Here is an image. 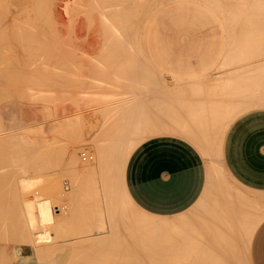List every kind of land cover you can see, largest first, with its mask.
Segmentation results:
<instances>
[{
    "label": "rangeland",
    "instance_id": "374dc122",
    "mask_svg": "<svg viewBox=\"0 0 264 264\" xmlns=\"http://www.w3.org/2000/svg\"><path fill=\"white\" fill-rule=\"evenodd\" d=\"M2 1V2H1ZM0 1V12H1V14H0V19L2 20V18H5V20L3 21H1L0 20V23H1V25L3 26H1L0 25V27H1V31L3 32H1L0 31V45H1V43L3 44V45H6V46H4V47H2L3 45H1L0 47V59H1V61H0V63L2 62H4V64H6V62L8 61V63L10 64H12L13 62V64L11 65H9V64H7L8 66H9V68H13L14 69V73H13V76H14V74H16L14 77L17 79V77L19 78V79H14L13 77H11L12 76V72H13V69H12V71H11V69H8V67H7V65H5L4 67L6 68H4V70H9L10 72H11V75H10V72H6L5 74H4V76H2V70L1 69H3V64L1 63L0 64V66H2V68L0 69L1 71H0V88H2V89H0V93H2L0 96L2 97V98H0V140H3V142L2 141H0V161H1V159H2V157L4 158L3 160H2V165L0 164V166H2L3 167V165H4V167L2 168V167H0L1 168V170H0V172H1V176H0V188H2L1 190H0V198H2V199H0V208H1V210H0V215H1V213H2V215L0 216V219H2V224H3V222L6 220V225H8V221H10L11 220V224H9L8 225V228H7V226H6V229H7V231L10 233L11 232V234L12 235H14V239L15 240H13V239H11V243H10V241H8L7 243L9 244V249H10V252L9 253H7L8 255H9V257H10V259L15 255L14 254V251H15V249H18L17 250V252H18V256H21V257H23V258H26L31 264H41V263H46L45 261H43L45 258H47L46 259V261H48V262H50V263H47V264H53V263H51V260L52 259H54V258H51L52 256L53 257H55V258H57V256H58V258H59V256H62V255H60L59 254V252L62 250L61 248H62V246H60V245H63V243H67V241H70V240H73L72 238H74V235L75 234H77V233H79V232H83V233H88V232H91V230H92V232L90 233V234H94V232L96 231L95 229L96 228H94V230H93V228L91 229L90 227H88L87 226V221H89V223L91 224V227H93V226H95L96 227V225H93L92 226V222H95V224H96V221L94 220H91V219H93V217H95L92 213H93V211H92V207L94 206V202H92V196L93 195H91L90 193H91V191H92V188L95 190V188H94V186H96V189L99 191V189H100V191L101 192H103L102 191V189H101V187H102V185H103V187H104V185L105 184H101L102 182L103 183H105L106 182V178H107V176L109 175L108 174V172H106L105 173V168L104 169H102V168H100V170L102 169L103 171H104V173H101L102 175H100V173L98 174V172L100 171L98 168H97V170L95 169L94 171H93V169H92V171H93V173H95V174H91L92 172H91V170H90V172L88 173V170L89 169H91V168H89L88 167V165H86V167H85V161L84 160H82L81 159V156H80V152H82V151H84V149H86V152L88 151L87 149L88 148H90L89 149V151L88 152H92V154L93 153H95L94 151V149H95V145H96V143H98L97 141H99L100 142V139H102V138H106L105 139V141H107V139L109 138V135L111 134V133H103L104 131H105V128L106 129H109V128H112V127H114L113 125L110 127L107 123H110V122H113V121H115V120H113V117H114V114H115V110H114V107H113V109H111V105L112 106H115L114 104H119V102L122 100V101H124V100H129L130 98H132V99H130V100H134L135 99V101L136 102H139V100H141L138 104H139V106H147V104H148V101H150L152 98V95H155V92L154 93H152V91H154V89H149V85L148 84H146L147 82H148V79L146 78V77H143V76H148V77H150V74L149 73H152V71H153V73H152V75L154 74V78L153 77H150V79L152 78V79H158V77H159V81L160 82H162V83H164L165 82V84H166V81H167V84L166 85H168V88L170 87V89H168V92L170 93V95H172V92L173 91H175L176 90V92H173L174 94H176V98L178 99H180V101H182V100H185V98L187 97V98H189L190 96H188V94H187V92L189 93V88H191V90H192V88L194 87H196V85H197V87H198V85H199V87H202L203 89H206V90H208V89H211V91L213 92V94H212V96L211 95H205L204 94V97H200L199 99H198V97L199 96H197V95H195V97H197V98H193L192 97V99L191 100H194V101H196V100H201L202 102L204 101V103L205 104H207V105H210L211 104V102H213V100L214 101H221V102H226V96L228 95V93L227 92H221V88L222 87H224V86H226V87H228V85H229V87H244L246 84H245V82L247 83V81H249V80H247V79H249L250 78V75H257V74H261V76H260V79L258 78V79H256V80H258V81H260V85H261V87H260V85H256L255 87L254 86H252V87H250L249 88V90L247 91V92H245V94L241 97V96H234V97H232L231 96V98H229L230 100H228V101H232V102H234V103H238V104H240V102L242 103V106H243V102L245 101V105H246V102L248 103V107H250L249 105V101H250V103H255L254 105H252L251 104V107H258L260 104V102L258 103V101H257V103L256 102H254V100L256 99H260V97L258 98L257 96L258 95H260V93H261V91H260V88H261V90H263L264 89V76H263V74H264V21H262L263 19H264V13H263V15H260L259 14V16H257V19H256V17H255V19H256V21H253V23L255 24V26H257V30H250V29H247V30H245L246 31V33H245V31H244V27L246 26V25H248V24H250V21L248 20V19H246V17H244V16H242L241 15V21H240V19H238V17L240 16H234L235 15V11H234V9L236 8H233V10H231V8L233 7V6H231V4H230V6H231V8L230 7H228V6H224V5H222V7L221 8H219V6H214V5H209L208 3V1L207 0H168V1H166L167 3H171L172 2V12H171V14L168 16V17H163V19L161 18V19H159V21H156V20H150V21H148L149 20V18L145 21V22H143V24H141V26H140V28L138 27V37L135 35V37H133L132 38V41H133V43H136V41L138 42V40H139V46L137 45V44H133L132 42H131V45H132V47L131 46H128L129 47V49L130 50H128V47H121V46H119V44L117 43V45H116V43L113 41V44H111V40H112V31H111V27H109V26H107L106 25V22H105V25H103V23H102V19L99 17L100 15L98 14L99 12H98V9L99 8H96L98 5H100V3H102L103 1L102 0H96L97 1V4H96V1L95 0H79V1H76V0H67V2L65 3L64 2V0H61V3H60V0H26V2L27 3H31L30 5H32L30 8H32V9H30V10H32V12H30V10H26L27 11V13H26V16H25V14L24 13H22V16H21V12H23V10H21V12H20V14H19V16L21 17V19L19 18V16H18V14L16 15V19H13V21L11 20H8V19H10V15H9V13H7V15H6V11H10V10H14V8L16 7V3H15V5L13 6V0H1ZM16 1V0H15ZM20 1H22V0H20ZM19 1V2H20ZM25 1V0H24ZM32 1V2H31ZM36 1V2H35ZM41 2V5L44 7L46 4V6H47V9H48V16L49 17H47V14H45V16L46 17H44V12H41L43 9H42V6H40V4L38 3V2ZM46 1V2H45ZM63 1V2H62ZM69 1V2H68ZM75 1V2H74ZM81 1H84L83 3L84 4H82L81 3ZM88 1V2H87ZM95 3H94V2ZM210 1H212V0H210ZM249 1V0H248ZM8 2H10V3H8ZM18 2V3H19ZM51 2V3H50ZM53 2H56L55 4L53 3ZM58 2V3H57ZM80 3L79 5H78V3ZM87 2V3H86ZM100 2V3H99ZM165 2V3H166ZM208 2V3H207ZM251 2V0L249 1V3ZM34 3V4H33ZM39 5H38V4ZM43 3L45 4V5H43ZM48 3H49V5L51 4H53L52 5V8H51V5H50V7L48 6ZM67 3H68V5H67ZM71 3V4H70ZM73 3V4H72ZM76 3V4H75ZM89 3V4H88ZM164 3V4H165ZM20 4V3H19ZM19 4H17V6H19ZM57 4L59 5V6H57ZM82 4V5H81ZM87 4V5H86ZM250 4H252V2L250 3ZM7 6V8L5 9V7ZM30 5H27V7H28V9H29V6ZM34 5V6H33ZM37 5H38V7H37ZM71 5V6H70ZM76 5V6H75ZM86 7H85V6ZM160 5L162 6L163 4H159L158 6L156 5L155 7H154V11L158 8V7H160ZM247 5H249V4H247ZM45 6V7H46ZM62 6H63V9L64 10H62ZM68 6H69V8H68ZM79 6H83V7H85V8H83L82 7V9L84 10H87V11H89V12H91L90 14H91V17H90V14H89V12H87V11H85L86 13L84 14V12H83V10H81L80 8L81 7H79ZM87 6L91 9H86L87 8ZM236 6V5H235ZM2 7V8H1ZM4 7V8H3ZM19 7H23V6H19ZM34 7V8H33ZM41 7V8H40ZM45 7H44V9H45ZM54 7V8H53ZM67 8V10L68 9H70L69 11H67L66 10V8ZM73 7V8H72ZM78 7V8H77ZM93 7H95L97 10H95V8H93ZM41 10H40V9ZM58 8V9H57ZM76 8V9H75ZM227 8V9H226ZM229 8V9H228ZM10 9V10H9ZM26 9V7L24 8V10ZM46 9V10H47ZM49 9H51L50 10V15H49ZM71 9H73V10H71ZM75 9V10H74ZM6 10V11H5ZM12 10V11H13ZM36 10V11H35ZM45 10V11H46ZM57 10V11H56ZM222 10H224L223 12H222ZM228 10H230V12H228ZM4 11V12H3ZM20 11V10H19ZM44 11V10H43ZM93 11H94V14H93ZM95 11H97V12H95ZM31 14H30V13ZM37 14H36V13ZM54 12V13H53ZM57 12H58V17H60V18H57ZM66 12H68L67 13V15H66ZM75 12V13H74ZM80 12V13H79ZM228 12V13H227ZM11 13V12H10ZM30 15H29V14ZM42 13V14H41ZM46 13V12H45ZM53 13V14H52ZM72 13V14H71ZM96 13H97V15H96ZM152 13H153V11H152ZM152 13H151V15H152ZM219 13H221V14H219ZM35 14H36V16L37 17H35ZM41 16V17H43L42 19H41V17H39V15ZM52 14V15H51ZM68 14L71 16H73V14H75L73 17H72V19H70V21H69V17L70 16H68ZM214 14H219V15H231L232 14V17L234 16V18H229V16H225L224 17V19L225 20H220V19H218L216 16H214ZM28 15H29V17H28ZM43 15V16H42ZM56 16V18H54L55 16ZM61 15V16H60ZM85 15V16H84ZM92 15L93 16H96V17H94L93 19H92ZM237 15V14H236ZM257 15H258V13H257ZM4 16V17H3ZM32 16H34L33 18H32ZM55 19V20H61V22L59 21L58 23H55V22H57V21H54V20H52V17ZM87 16H89V17H87ZM260 16H262L261 17V19H260ZM23 17H24V20H23ZM26 17H27V19H26ZM32 18V21H31V19H29V18ZM50 17H51V20H52V24L54 25V24H56V25H54V26H52V24L51 25H49L48 27H49V30L52 28V29H54L53 31H52V33H50L51 31H49L48 30V27L46 26V24L47 23H50V21H49V19H50ZM97 17L99 18V19H97ZM231 17V16H230ZM37 18H40L39 20L37 19ZM46 18V19H45ZM49 18V19H48ZM84 18V19H83ZM87 18V19H86ZM90 18V19H89ZM236 18H237V20H236ZM240 18V17H239ZM19 19L21 20V21H19ZM33 19H37L36 21H34ZM92 19V20H91ZM95 19H96V21H95ZM100 19L102 20V21H100ZM234 19H235V21H234ZM28 20V21H27ZM79 20H81V22L79 21ZM239 20V21H238ZM19 22V24H21V25H19V24H17V26H19V29H20V27L21 28H23V26H24V28H23V30H24V32H23V30L22 31H16L17 30V26L16 27H14L13 28V26H14V24H11V22L12 23H15V22ZM23 21V22H22ZM25 21V22H24ZM30 21V22H29ZM35 22L36 24H35V26H31V24H33V23H31V22ZM39 21H41V22H39ZM82 21H84V23L82 22ZM88 21V22H87ZM94 21V22H93ZM102 23V24H100V22ZM111 21V20H110ZM221 21V22H220ZM260 21V22H259ZM38 22H39V24H38ZM44 22V23H43ZM46 22V23H45ZM70 22V23H69ZM91 22V23H90ZM93 22V23H92ZM99 22V23H98ZM104 22V21H103ZM112 22H114V23H116L117 25L118 24H120V23H118V21L115 19V20H113L112 19ZM239 22V23H238ZM23 23H26V24H24L23 25ZM27 23H31L30 25L29 24H27ZM61 23V24H60ZM72 23V24H71ZM74 23V24H73ZM80 23H82V24H80ZM96 23V24H95ZM239 24L238 26H236L238 29H236L235 28V25L236 24ZM259 23V24H258ZM40 26V29H38L39 27H38V25ZM42 24L44 25V26H42ZM58 24V25H57ZM26 25V26H25ZM31 26L30 28H29V26ZM48 25V24H47ZM82 25V26H81ZM90 25V26H89ZM99 25V26H98ZM101 25H103V26H101ZM9 26V27H8ZM28 26V27H27ZM52 26V27H51ZM71 26V27H70ZM76 26V27H75ZM79 26V27H78ZM81 26V27H80ZM95 26V27H94ZM108 27V29L106 28V27ZM242 26V27H241ZM244 26V27H243ZM25 27H27L28 28V30L25 28ZM47 29H46V28ZM51 27V28H50ZM70 27V28H69ZM91 27V28H90ZM101 27H103V29H101ZM105 27V28H104ZM142 27V28H141ZM36 28H37V30H36ZM41 28H44L45 30H43L44 31V33L45 32H47V33H45V35H46V37H45V35L43 34V31L41 30ZM58 28V29H57ZM78 28H81V30H79L78 31ZM13 29V30H12ZM35 29V30H34ZM51 29V30H52ZM96 29H97V31H96ZM104 29H107V31L106 30H104ZM243 29V30H242ZM5 30V31H4ZM10 30V31H9ZM34 30V31H33ZM40 30L42 31V32H40ZM47 30V31H46ZM77 30V31H76ZM86 30V31H85ZM103 31V33L105 32V33H107L108 31V33L105 35V33L103 34L102 33V31ZM236 30H238V31H236ZM249 30V31H248ZM32 31V32H31ZM38 31V32H37ZM48 31H49V33H48ZM94 31V32H93ZM240 31V32H239ZM252 31H254V32H252ZM256 31V32H255ZM6 32V33H5ZM15 32H17V33H15ZM25 32H27V33H25ZM36 32V33H35ZM54 32H55V35L53 36V34H54ZM98 34H97V33ZM2 33V34H1ZM15 33V34H14ZM29 33V34H28ZM78 33V34H77ZM85 33V34H84ZM96 33V34H95ZM100 33V34H99ZM238 33V34H237ZM244 33L247 35V34H257V35H259V33L260 34H262L263 36H260V37H258V36H256L255 37V40H257V39H261V42L260 43H258V41L256 42V43H252V44H250L249 45V42L250 41H248V45H244L240 40H242V36H241V34H243L244 35ZM5 34V35H4ZM16 34H18V35H16ZM22 34V35H21ZM29 36H27V35ZM31 34V35H30ZM36 34V35H35ZM48 34V35H47ZM74 34V35H73ZM93 34H95V35H93ZM108 34H109V36H108ZM111 34V35H110ZM234 34V35H233ZM7 35V36H6ZM12 35V36H11ZM27 36L26 38H25V36ZM33 35V36H32ZM59 35V36H58ZM75 35H77L78 37H75ZM85 36V38H83L84 36ZM92 35V37H90ZM104 35L106 36V37H104ZM239 35H240V37H239ZM18 36V37H17ZM22 36V37H21ZM34 36H35V38H34ZM51 36V37H50ZM65 36V37H64ZM79 36L81 37V39L79 38ZM83 36V37H82ZM234 36V37H233ZM3 37V40L1 39ZM6 37H8V38H6ZM20 37V38H19ZM26 39H24V38ZM39 39H37V38ZM48 37H50L49 39L50 40H52V41H50L49 39H47ZM53 37V38H52ZM56 37V39H54ZM66 37H67V39H66ZM73 37H75L74 39H73ZM108 37H110V39L108 38ZM236 37H237V39H236ZM18 38V39H17ZM31 38L33 39V41L31 40ZM47 40H46V39ZM69 38H71L70 40H69ZM78 38V39H77ZM88 38V39H87ZM106 38V39H105ZM137 38V39H136ZM8 39V40H7ZM10 39H11V41H10ZM13 39V40H12ZM22 39H24L25 41V44H24V42H23V40ZM96 39V40H95ZM103 39V40H102ZM134 39H136V41L134 40ZM1 40H2V42H1ZM5 40V41H4ZM22 41V42H20V43H23L22 44V46L23 45H25V47L23 46V48L21 47V45H20V43H19V41ZM41 40V42H39ZM44 40V41H43ZM55 40V41H54ZM81 40V41H80ZM86 40V41H85ZM93 40V42H92V46H93V48H91V49H88L89 47L87 46L88 44H87V42L89 41H92ZM95 40V41H94ZM98 40V41H97ZM106 40L108 41V42H106ZM248 40V39H247ZM16 41H18V42H16ZM29 41H32V42H29ZM48 41H50V42H48ZM68 42V43H64V42ZM100 41H102V42H100ZM105 43H104V42ZM11 42V43H10ZM27 42V43H26ZM28 42H29V44L30 45H27L28 44ZM35 42V44H32V43H34ZM48 42V43H47ZM88 42V43H89ZM96 42V43H95ZM99 42V43H98ZM40 43V44H39ZM42 43H44V47H45V45L47 46V48L45 47H43V44ZM49 43H50V46H52V47H54L55 49H53V48H51L50 46H48L49 45ZM94 43H95V45H94ZM98 43V44H97ZM109 43V44H108ZM232 43H233V45H232ZM234 43H235V46H234ZM7 44H9V45H7ZM69 44V45H68ZM77 44H78V46H77ZM81 44V45H80ZM87 44V45H86ZM260 44V45H259ZM28 47H27V46ZM31 45H34V46H32V48H31ZM36 45V46H35ZM38 45V46H37ZM42 45V46H41ZM57 47H56V46ZM64 45V46H63ZM104 45V47H102ZM108 45V46H107ZM11 46V47H10ZM29 46H30V49H29ZM62 46V47H61ZM66 46V47H65ZM100 46V48L101 49H98V47ZM113 46V47H112ZM133 46H134V48H133ZM233 46V47H232ZM247 46V47H246ZM27 47V48H26ZM48 47H49V50H48ZM64 47H65V49H64ZM78 47V48H77ZM117 47V48H116ZM138 47V48H137ZM240 47V48H239ZM15 50H14V49ZM21 48L24 50V48H26V49H28V50H26L25 49V51H23V50H21ZM60 48V49H59ZM66 48H68V49H66ZM87 48V49H86ZM141 48V49H140ZM37 49H39L40 51L43 49V53L44 54H41L40 53V51L39 50H36ZM46 49V50H45ZM51 49V50H50ZM53 49V50H52ZM77 49H81V50H77ZM93 49H94V51H93ZM140 50V51H138V52H136V50ZM234 49V50H233ZM239 49V50H238ZM8 50L10 51V53L8 52ZM32 50H34V51H32ZM49 52H48V51ZM59 50V51H58ZM60 50H63V52H61ZM69 50V51H68ZM90 50V52L88 53V51ZM92 50V51H91ZM100 52H99V51ZM117 50H119V51H117ZM187 50L188 51H193V52H195V53H190V52H187ZM3 51V52H2ZM17 51V52H16ZM39 51V53H37ZM56 51V52H55ZM64 51L66 52V53H64ZM80 51H83V52H81L80 53ZM103 51V52H102ZM124 51V52H123ZM180 51H183V52H181L180 53ZM232 51V52H231ZM8 53V56H3V54L5 53V55H7V53ZM21 52H23V53H21ZM34 52V53H33ZM42 52V51H41ZM51 52H54V53H51ZM60 53V54H58V53ZM69 52H72V53H69ZM73 52H75V54L73 55ZM127 52H128V54H127ZM139 52H141V54L139 53ZM12 53H13V57H14V59H16L17 57L19 58V56L21 57H23L26 53H28V55H29V53H30V55L28 56L27 54V58H28V60L30 59H32L33 61H27L26 60V57H23V58H21V62H19L20 63V66L18 65L19 63H17L16 62V60H14V59H12V58H10L11 56H12ZM21 55H20V54ZM38 55H37V54ZM48 53H49V57H47L48 56ZM50 53L52 54V56L50 55ZM83 53V55L82 56H84V57H80L81 55L80 54H82ZM96 53V54H95ZM99 53V54H98ZM110 53V54H109ZM14 54H16V55H14ZM19 54V55H18ZM47 54V55H46ZM87 54H88V57H89V55H90V57L88 58L87 57ZM127 54V55H126ZM129 54H131V55H129ZM180 54H184V58H182L183 59V62H182V66L181 67H179V68H176V67H178V66H175V63H174V57H176V56H178V55H180ZM11 55V56H10ZM40 55V56H39ZM43 55V56H42ZM58 55V56H57ZM62 55V56H61ZM135 57H134V56ZM140 55H142V56H140ZM3 56V57H2ZM10 56V57H9ZM33 56H35V57H33ZM36 56H38L37 58H36ZM46 56V57H45ZM59 56H60V61H57V59L59 60ZM63 56L65 57V58H63ZM74 56H76V57H74ZM105 56V57H104ZM119 56V57H118ZM129 56L130 57H132V58H129ZM232 56H234V57H232ZM31 57V58H30ZM43 57V58H42ZM47 58V59H45V58ZM80 59H79V58ZM87 58V60H86V58ZM144 59V61H143V59ZM257 57V58H256ZM7 58V59H6ZM10 58V59H9ZM41 58V59H40ZM48 58H50V59H48ZM68 58V59H67ZM73 59V61H72V59ZM90 58H92L93 60L91 61V59ZM158 58H162V60H163V62L162 61H158L159 59ZM230 58H235V59H238L239 58V60H241V62L239 61V63H238V60H236V61H226V59H229L230 60ZM7 60V61H3V60ZM10 60V62H9V60ZM11 59H12V61H11ZM38 60V63H37V60ZM44 59L45 60H47V61H44ZM55 61H54V60ZM63 59V61H61ZM83 59H84V61H83ZM101 59V60H100ZM123 59V60H122ZM136 61H135V60ZM158 59V60H157ZM165 59H167V61L165 60ZM14 60V61H13ZM20 60V59H19ZM53 60V61H52ZM65 60H66V62H65ZM130 60H131V62H130ZM225 60V61H224ZM249 60V61H248ZM18 61V60H17ZM22 61L23 62H25V63H28V62H30V63H28V64H25V67H23L22 66ZM44 61V62H43ZM52 61V62H51ZM80 63V64H82V65H80V64H78V62ZM81 61H82V63H81ZM90 63H89V62ZM128 61V62H127ZM136 62L137 63V68L139 67L138 66V64L141 66L142 64V66H144V67H140V69L142 70V76H139V78L138 77H134L135 78V80L132 78V76L131 75H129L131 72H133L134 70H135V68H136V63H134L133 65L135 66V67H133V65H132V63L133 62ZM245 61V62H244ZM60 62V63H59ZM65 62V63H64ZM71 62V63H70ZM76 62H77V64H76ZM100 62H102V63H100ZM142 62V63H141ZM227 62V63H226ZM17 64V65H15L14 67H13V65L14 64ZM38 64L39 66L38 67H35V66H37V65H33V64ZM48 65H47V64ZM50 63V64H49ZM87 65H86V64ZM92 63H94L93 65H92ZM104 63V64H103ZM147 63V64H146ZM260 63V65L258 66V64ZM41 64V65H40ZM43 64V65H42ZM56 64H59V65H57L58 66V69H57V67H56ZM70 64H72V65H70ZM77 66H76V65ZM99 64V65H98ZM104 65V70H103V65ZM115 64V65H114ZM125 64V65H124ZM26 65H28V66H26ZM33 65V66H32ZM44 65H46V67H44ZM95 65H96V67H95ZM127 65H129L130 66V69H129V66H127ZM147 67H149V69H150V71H149V69H147V68H145L146 66ZM241 65L244 67V66H248V67H244V68H241V70L239 69V67H241ZM17 66H19V67H23V69H22V71H21V69L18 67V69H20L19 70V72H17L16 71V69H15V67H17ZM44 68H43V67ZM62 66V67H61ZM83 66H84V68H83ZM89 66H91L90 68H89ZM101 66V67H100ZM132 66V67H131ZM254 66V68H252L251 69V67H253ZM33 69H32V68ZM39 67H41V68H39ZM49 67V68H48ZM56 67V68H55ZM73 67H74V69H73ZM82 67V68H81ZM188 67H190V68H188ZM249 67H250V69H249ZM259 67V68H258ZM38 70H37V69ZM43 68V69H42ZM52 68V69H51ZM62 68V69H61ZM120 68V69H119ZM246 68L247 69H249V70H247L246 71ZM17 69V70H18ZM29 69V70H28ZM36 69V70H35ZM48 71H47V70ZM54 69V70H53ZM78 69V70H77ZM87 69V70H86ZM92 69V70H91ZM93 69H94V71H93ZM107 69H109V71H111V72H109ZM131 69H133V70H131ZM147 69V70H146ZM238 69V70H237ZM245 69V70H244ZM258 69V70H257ZM262 69V70H261ZM4 70H3V73H4ZM28 72H27V71ZM31 70V71H30ZM33 70V71H32ZM43 70H46V71H43ZM50 70H53V71H50ZM56 70L58 71V72H56ZM61 70V71H60ZM82 70V71H81ZM84 70H85V72H84ZM91 71V72H89V71ZM237 70V71H236ZM17 73H19V74H17ZM21 71V72H20ZM25 71V72H24ZM41 71V72H40ZM87 71V72H86ZM93 71V72H92ZM102 71V72H101ZM112 71H113V73H112ZM117 71V72H116ZM131 71V72H130ZM149 71V72H148ZM236 71V72H235ZM24 74H23V73ZM38 72V73H37ZM45 72V73H44ZM50 72V73H49ZM79 72V73H78ZM115 72H116V74H115ZM140 72V71H139ZM234 72H235V74H234ZM238 72V73H237ZM258 72V73H257ZM260 72V73H259ZM10 75V77H9V81H8V79L6 78V75H8V74ZM21 73L23 74V76H24V78H23V76H21ZM25 73H26V76H25ZM32 73H34V74H32ZM41 73V74H40ZM49 73V74H48ZM57 73V74H56ZM59 73H61L60 75H58ZM63 73H64V75H63ZM66 73V74H65ZM86 74V75H84V74ZM87 73H89L88 75H87ZM91 73V74H90ZM105 75H104V74ZM120 73V74H119ZM126 73H129V74H127L126 75ZM149 74V75H147V74ZM232 75H231V74ZM246 73H247V75H246ZM248 73H250V74H248ZM263 73V74H262ZM37 74V75H36ZM54 74V75H53ZM68 74V75H67ZM72 74V75H71ZM80 74V75H79ZM119 74V75H118ZM126 75L127 76V81H125V77L123 76V75ZM143 74H145V75H143ZM228 74V75H227ZM237 74H239V75H237ZM246 76H245V75ZM19 75H20V77H19ZM47 75V76H46ZM58 75V76H57ZM82 75H83V77H82ZM111 75V76H110ZM119 76V77H117V79L115 78L116 76ZM237 75V77H235ZM30 78H29V77ZM35 76H37V77H35ZM39 76V77H38ZM43 76V77H42ZM49 76V77H48ZM53 77V76H55L54 78H51L50 79V77ZM65 76H66V78L68 77V79H66L65 78ZM70 76V77H69ZM72 76H74V77H72ZM85 76H89V77H85ZM106 76V77H105ZM109 76V77H108ZM4 77V78H3ZM21 77L23 78V79H21ZM27 77V78H26ZM34 77H35V79H34ZM94 78V80H93V78ZM102 77H104V78H102ZM130 77V78H129ZM141 77V78H140ZM163 77V78H162ZM226 77H231V78H226ZM246 77V78H245ZM259 77V76H258ZM13 78V79H12ZM77 78V79H76ZM82 78V79H81ZM85 78L86 79H88V80H91V81H85ZM101 78V83H99V79ZM109 78H111V79H109ZM115 78V79H114ZM137 78H138V80H137ZM3 79H4V81H3ZM33 81H32V80ZM38 81H37V80ZM53 79H55V80H53ZM65 79V80H64ZM98 79V80H97ZM106 79V80H105ZM131 79V81H129ZM145 79V80H144ZM167 79V80H166ZM229 79V80H228ZM243 79V80H242ZM262 79V80H261ZM21 81V83L19 84V81ZM26 80V81H25ZM28 80V81H27ZM43 80V81H42ZM69 80V81H68ZM72 80V81H71ZM111 80V81H110ZM119 80V81H118ZM122 80V81H121ZM140 80V81H139ZM226 80V81H225ZM240 80H241V82H240ZM17 81V82H16ZM22 81H24V83L25 82H27L28 84H29V86L27 85V83H23L22 84ZM32 83H31V82ZM51 81V82H50ZM59 81V82H58ZM76 81V82H75ZM94 81H96V82H94ZM143 81V82H142ZM199 81V82H198ZM238 81V82H237ZM261 81H263V83L261 82ZM10 82V83H9ZM56 82V83H55ZM64 82V83H63ZM68 82V83H67ZM103 82V83H102ZM109 82V83H108ZM169 82L171 83V84H169ZM173 82H174V84H173ZM201 82V83H200ZM220 82V83H219ZM232 82V83H231ZM234 82V83H233ZM10 84V86H13L12 85V83H15V85L14 86H16V87H12V89L10 88V86H8V85H6V84ZM19 85H18V84ZM47 83V84H46ZM95 83H97V84H95ZM143 83H145V84H143ZM162 83H159L160 84V86L161 85H165V84H162ZM200 83V84H199ZM219 83V84H218ZM224 83V84H223ZM32 84V86L30 87V85ZM52 84H54V86L52 85ZM67 84V85H66ZM79 84H81L80 86L81 87H79ZM92 84V85H91ZM100 84V85H99ZM121 84V85H120ZM132 84V85H131ZM144 86H143V85ZM182 84V85H181ZM203 84V85H202ZM228 84V85H227ZM37 85V86H36ZM49 85V86H48ZM63 85V86H62ZM90 85V86H89ZM93 85L95 86V87H93ZM125 85H126V87H125ZM129 86V88H128V86ZM141 85V86H140ZM173 85V86H172ZM5 86V88H3ZM29 87V88H34V89H37V91H39V88L41 89V87H43L41 90L42 91H40V92H38V94H36V95H34L35 93H37V91L36 90H34V89H32V91L34 90L35 91V93H33L30 89H28V88H25V87ZM34 86V87H33ZM47 86V87H46ZM53 88H52V87ZM97 86H99V89L102 91H100V90H98V87ZM100 86H101V88H100ZM111 86V87H110ZM113 86H114V89H113ZM122 86H123V88H122ZM141 88H140V87ZM153 86V85H152ZM152 86H151V88H152ZM182 86V87H181ZM188 86V87H187ZM8 87V88H7ZM20 87V88H19ZM36 87V88H35ZM38 87V88H37ZM67 87V88H66ZM90 87H92V89L90 88ZM118 87V88H117ZM121 87V88H120ZM132 87V88H131ZM136 87V88H135ZM181 87V88H180ZM13 88H15V90L13 89ZM58 88V89H57ZM69 88H70V90H69ZM88 88H90V89H88ZM95 88V89H94ZM105 88V89H104ZM125 88V89H124ZM131 88V89H130ZM138 88V89H137ZM172 88V89H171ZM256 88V89H255ZM6 89H8V90H6ZM10 89H11V92H10ZM20 89H22V90H20ZM25 89H27L26 91H24ZM54 89V90H53ZM80 89H83L82 91L80 90ZM86 89H87V91H86ZM96 89H97V93H96V95H95V93H94V91H96ZM121 89H124V90H128L127 92L125 91L124 92V95H123V90H121ZM146 89V90H145ZM147 89H149L150 91H151V93H146L145 91H149V90H147ZM178 89V90H177ZM182 89V90H181ZM259 89V90H258ZM14 90V92H15V94L12 92ZM20 90V91H19ZM44 90H47V91H44ZM48 90H51V91H49V92H51V93H49L48 92ZM94 90V91H93ZM117 90V91H116ZM142 91V93H141V91ZM145 90V91H144ZM190 90V93L192 92L193 93V91H191ZM205 90V91H206ZM2 91V92H1ZM4 91H7L6 92V94L4 93ZM19 91V92H18ZM22 91V92H21ZM46 92V93H44V92ZM53 91V92H52ZM84 91V92H83ZM91 91V92H90ZM98 91H99V93H102V94H99L98 93ZM114 91V92H113ZM132 91H134V92H132ZM139 91V92H138ZM251 91V92H250ZM28 92H29V94H28ZM33 94V96L35 97H33L32 95H31V93ZM42 92V93H41ZM82 92V93H81ZM105 92V93H104ZM109 92V93H108ZM110 92H111V94H110ZM130 92H132V94L130 93ZM180 92V93H179ZM260 92V93H259ZM12 93V94H11ZM26 93V94H25ZM41 93V94H40ZM68 93V94H67ZM80 93V95H78ZM88 93V94H87ZM91 93V94H90ZM115 95H114V94ZM120 93V94H119ZM178 93V94H177ZM184 93V94H183ZM187 95H186V94ZM9 94V95H8ZM25 94V95H24ZM40 94V95H39ZM43 94V95H42ZM46 94V95H45ZM84 94V95H83ZM93 94V95H92ZM121 94H122V96H121ZM126 94V95H125ZM133 94H135L137 97H139V98H137L135 95H133ZM152 94V95H151ZM179 94H183L184 95V97L182 96L181 98H180V95ZM255 94V95H254ZM20 95H22V96H20ZM58 95V96H57ZM75 95V96H74ZM86 95V96H85ZM90 95V96H89ZM99 95V96H98ZM111 95V96H110ZM151 95V96H150ZM27 96V97H26ZM29 96H31V97H29ZM55 96H57V97H55ZM107 96V97H106ZM130 96V97H129ZM141 96H143V98L141 97ZM148 96V97H147ZM186 96V97H185ZM209 96H210V98H209ZM217 96H219L220 98H218ZM221 96H222V98L223 99H221ZM261 96V95H260ZM24 97V98H23ZM38 97V98H37ZM54 97V98H53ZM59 97V98H58ZM77 97V98H76ZM116 97V98H115ZM124 97H125V99H124ZM134 97V98H133ZM215 97H217L216 99H214ZM41 98V99H40ZM61 98H62V100H61ZM91 98H93V99H91ZM97 98H98V101H97ZM136 98H137V100H136ZM145 98H148V99H145ZM159 98H161V96L159 97ZM191 98V97H190ZM189 98V99H190ZM205 98V99H204ZM209 98V99H208ZM254 98V99H253ZM5 99V100H4ZM27 99V100H26ZM29 99V100H28ZM35 101H34V100ZM40 99V101H38ZM46 99V100H45ZM65 99V100H64ZM69 99V100H68ZM71 99V100H70ZM90 99V100H89ZM108 99H110V100H108ZM120 99V100H119ZM144 99V100H143ZM212 99V100H211ZM228 99V98H227ZM236 99V100H235ZM56 100H58V101H56ZM99 100H102V101H99ZM108 100V101H107ZM255 100V101H256ZM31 101V102H30ZM45 101V102H44ZM92 101V102H91ZM94 101V102H93ZM169 101H171V100H169ZM210 101V102H209ZM227 101V102H228ZM28 102V103H27ZM98 104H97V103ZM117 102V103H116ZM142 102V103H141ZM183 102V101H182ZM208 102V103H207ZM102 103V104H101ZM146 104V105H145ZM257 104V105H256ZM259 104V105H258ZM42 105H45V107L44 106H42ZM106 105V106H105ZM109 105V107H107ZM241 105V104H240ZM42 106V107H41ZM105 107V108H104ZM259 107H261V106H259ZM47 108H48V110H47ZM99 108H100V110H99ZM106 111H105V110ZM94 110V111H93ZM48 111H49V114H48ZM99 111V112H98ZM114 111V112H113ZM80 112V113H79ZM95 112V113H94ZM107 113H108V115H107ZM46 115V116H45ZM71 115V116H70ZM76 115H78V116H76ZM49 116V117H48ZM71 118H70V117ZM78 117V118H76V117ZM81 118H80V117ZM61 117V118H60ZM107 117V118H106ZM69 118V119H68ZM75 118V119H74ZM109 118H110V120L111 121H108L109 120ZM112 118V119H111ZM74 121H73V120ZM204 119H206V117H204V118H202L201 120H204ZM49 120V121H48ZM65 120H66V124L64 123L65 122ZM96 122H95V121ZM113 120V121H112ZM210 121H211V118L209 119ZM46 121V122H45ZM64 121V122H63ZM71 121V122H70ZM73 121V122H72ZM92 121H94V122H92ZM106 121H107V123H106ZM209 121V122H210ZM76 122V123H75ZM105 124H104V123ZM73 123V124H72ZM92 123V124H91ZM100 123H102L101 124V126H100ZM60 126H59V125ZM104 124V125H103ZM218 124V123H217ZM58 125V126H57ZM91 125V126H90ZM202 124H200L199 126H201ZM220 126H218V128H216V129H219V127H222L223 129L226 127L225 125H221V124H219ZM100 126V127H99ZM225 126V127H224ZM19 127V128H18ZM59 127V128H58ZM92 127V128H91ZM214 127V126H213ZM9 128V129H8ZM11 128H12V130H11ZM22 128H23V130H22ZM101 128V129H100ZM2 129H4V130H2ZM53 129V130H52ZM103 129V130H102ZM6 130V131H5ZM55 130V131H54ZM57 130V131H56ZM97 130V131H96ZM102 130V131H101ZM112 130V129H111ZM2 131H4V132H2ZM9 131V132H8ZM15 131V132H14ZM24 131V132H23ZM27 131V132H26ZM100 131H101V133H100ZM106 131H108V130H106ZM7 132V133H6ZM11 132V133H10ZM19 132V133H18ZM29 132V133H28ZM2 133H4V134H2ZM8 134V135H6V134ZM12 133H17V134H12ZM11 134V135H10ZM19 134V135H18ZM22 134L24 135V136H22ZM35 134V135H34ZM103 135V136H100V135ZM11 136L12 138H8V136ZM13 135V136H12ZM18 135V136H17ZM20 135H21V137H20ZM97 135H99L98 136V140H97ZM157 135H162V134H160V133H155V134H151V132H146L145 134H143L141 137H143L142 139L143 140H146V139H148V138H151V137H154V136H157ZM179 135V134H178ZM223 135H224V133H223ZM4 136V137H3ZM9 136V137H10ZM15 136V137H14ZM39 136V137H38ZM42 136V137H41ZM49 136V137H48ZM1 137H2V139H1ZM5 137H6V139H7V141H6V139H5ZM18 137V138H17ZM32 137V138H31ZM45 137V138H44ZM15 138H17V139H15ZM23 138V139H22ZM31 138V139H30ZM183 138H185V139H187V140H189L205 157H206V159H207V167H208V173H207V181H206V188L205 189H207V191L209 192H207L208 193V195H209V198H207V200L205 201V207H203V210H202V213H204L205 211L206 212H208V210L210 209V205L211 206H213L214 205V202L216 201L215 199L218 197H222V196H220V194H219V196H218V194H217V192L219 193V192H223V190L226 188V187H228V190L229 189H231V187H232V185L234 184V182H233V180L227 175V173H226V171L224 170V167L222 166V164H221V162H220V160H219V158L217 157V156H214V158H211V156L209 155V153L207 152V149L204 147V144L202 143H200V142H196V141H194L193 139H191L190 137H183ZM9 139V140H8ZM14 141H13V140ZM19 139V140H18ZM36 139V140H35ZM38 139H39V141H38ZM50 141H49V140ZM52 139H54V140H56V141H54L53 143L55 144V145H53V143H51V141H52ZM12 140V141H11ZM41 140V141H40ZM43 140V141H42ZM44 140H48V141H44ZM142 140V141H143ZM10 141V142H9ZM17 141H19V142H17ZM20 141H22V142H20ZM25 141V142H24ZM36 141V142H35ZM141 141V142H142ZM24 142V143H23ZM35 142V143H34ZM42 142H43V144H42ZM47 142V143H46ZM57 142V143H56ZM5 143V146L3 145ZM12 143V144H11ZM14 143V144H13ZM16 143V144H15ZM18 143H19V145H22L23 144V146H26L25 148L28 150V154L27 155H25V157L27 158V160H26V158L24 157V155H21V154H19V156H16L15 157V155H18V154H16V153H14V151H12V152H10L11 151V148H12V150H14L17 146H18ZM45 143H46V145H45ZM49 143H50V148H49ZM219 143V142H218ZM217 143V144H218ZM35 144V145H34ZM48 144V145H47ZM210 144H212V142L210 141ZM6 145H8V146H6ZM13 145H14V147H13ZM29 145V146H28ZM32 145V146H31ZM45 145V146H44ZM73 147H72V146ZM79 145V146H78ZM213 145V144H212ZM220 145V143L218 144V146ZM38 146V147H37ZM42 146V147H41ZM52 146H55V147H52ZM67 146H68V149H67ZM207 146H209V144L207 143ZM28 147V148H27ZM43 148V149H41V148ZM82 147V148H81ZM88 147V148H87ZM31 148V149H30ZM52 148H53V150H52ZM76 148V149H75ZM78 148V149H77ZM5 149H6V151H5ZM10 149V150H9ZM39 149H41V150H39ZM45 149V150H44ZM67 149V150H66ZM91 149H92V151H91ZM44 150V151H43ZM46 150H49V152L48 151H46ZM50 150H52L53 151V155H51L50 153H52V151L50 152ZM58 151V154H60V156L57 154V151ZM64 150V151H63ZM3 151V152H2ZM7 151H9V152H7ZM36 153H39V155L38 154H36ZM54 151H56V152H54ZM74 151H75V153H74ZM43 152V153H42ZM7 153V154H6ZM43 155H42V154ZM63 153H65V155H63ZM69 153H71V154H69ZM75 154L76 155V153H77V155H76V159H75V161L76 162H72V163H74L73 164V166L70 164V155H72V154ZM11 154V155H10ZM14 154V155H13ZM30 154H32V155H30ZM33 154H34V156H33ZM45 154V155H44ZM49 154V155H48ZM56 154V155H55ZM4 155V156H3ZM41 155V156H40ZM51 155V156H50ZM57 155H58V157H57ZM69 155V156H68ZM94 156H95V154H93ZM9 156V157H8ZM13 156V157H12ZM32 156V157H31ZM37 156V158H35ZM47 156V157H46ZM65 156V157H64ZM79 156H80V158H79ZM94 156H93V159H94ZM19 158V160H17L18 158ZM22 157H24L25 158V160H23L24 158H22ZM40 157H41V159H42V157H43V159L42 160H40ZM51 159H50V158ZM53 157V158H52ZM72 157V156H71ZM7 158H9L10 159V161H9V159H7ZM15 158H16V160H15ZM31 158V159H30ZM36 159V161H35V159ZM59 158V159H58ZM67 158H68V160L69 161H67ZM210 158V159H209ZM8 161V162H5L6 160ZM21 159V160H20ZM37 159H39V160H37ZM54 159H56V161L54 160ZM78 159V160H77ZM215 159V160H214ZM13 160V161H12ZM47 160V161H46ZM53 160V161H52ZM60 160V161H59ZM4 161V162H3ZM20 161V164H19V166L17 165L18 164V162ZM23 161V162H22ZM24 161H30V163L29 162H25L24 163ZM43 161V162H42ZM45 161V162H44ZM52 162L51 163V165L49 166V162ZM67 161V162H66ZM13 162H14V165H12L13 164ZM16 162V163H15ZM41 162V163H40ZM47 162V163H46ZM59 162H61V163H59ZM65 162V163H64ZM78 162L81 164H79L78 165ZM1 163V162H0ZM9 163H11L10 165H8V166H12V168L14 169H12L11 167H8V166H6L7 164H9ZM40 163V164H39ZM47 164V166L45 165V164ZM84 165H83V164ZM88 163V162H87ZM86 163V164H87ZM25 164V165H24ZM27 164V165H26ZM36 164V165H35ZM55 164H56V166H55ZM58 164V165H57ZM69 164L71 165L70 167H69ZM23 165V167L21 168V166ZM32 165V166H31ZM43 165V166H42ZM65 165V166H64ZM76 165V166H75ZM83 165V166H82ZM14 166V167H13ZM17 166V167H16ZM42 166V167H41ZM45 166V167H44ZM79 166H82V167H84V168H82V167H78ZM6 167H8V169L6 168ZM27 167H31V168H27ZM37 167V168H36ZM39 167V168H38ZM47 167V168H46ZM76 167L78 168V170H77V172H76ZM18 168H20V169H18ZM27 168V169H26ZM42 168V169H41ZM46 168V169H45ZM51 168V169H50ZM63 168V169H62ZM69 168V169H68ZM72 168H74V169H72ZM86 168H89V169H86ZM6 169V170H5ZM9 169H11V172L9 173L8 171H10ZM19 170L18 172H17V170ZM33 169V170H32ZM40 169V170H39ZM64 169H65V172H66V169H67V172H66V174H65V172H62V170L64 171ZM71 169H72V171H71ZM36 170V171H35ZM85 170L87 171V173L85 172ZM4 171H6L7 172V174L4 172ZM12 171H14V172H12ZM34 171V172H33ZM54 171H55V173L57 174V176H58V178L60 179V183H62V184H60V185H62L61 187H64V186H70V187H73L75 184L74 183H76L77 182V184L75 185V187L77 188V189H75L74 188V191L77 193L78 191V195H79V198H77V196H76V204H77V212H78V210H79V212H78V216H77V222H78V218H80V220H79V222L80 223H76V221H74L69 227H66V229H64L63 231H58V230H56L54 227H53V224L52 223H50V222H45V221H42L41 220V222H40V217H39V214L37 213V209H38V205L36 206V204H38L34 199L35 198H37V197H35V195L33 194V191L34 190H36V191H38V197L39 198H41L42 197V199H44V198H46V197H48V198H46V199H48V200H50V202H51V204L53 205V206H56V204H57V206L59 207L60 206V204H62V202H61V199L59 198V197H52V195L48 192V191H46L45 190V187H46V184H47V182H48V178L50 179V177L52 178V176H50V175H52V173H53V176H54ZM82 171V172H81ZM102 171V172H103ZM30 172V173H29ZM38 172V173H37ZM51 172V173H50ZM63 173L62 175L60 174V173ZM215 172H217V173H215ZM17 173H18V175H17ZM43 173H45V174H42ZM69 173V174H68ZM70 173H71V175H70ZM79 173V174H78ZM3 174V175H2ZM5 174V175H4ZM13 174H16L17 176H15V175H13ZM25 176H24V175ZM31 174H33V175H31ZM35 174V175H34ZM38 174V175H37ZM55 174V175H56ZM78 174V175H77ZM84 174H87L88 176H86V175H84ZM90 174V175H89ZM103 174H107V175H103ZM11 175V176H10ZM19 175H21V176H19ZM26 175H28V177H26ZM30 175V176H29ZM71 177H70V176ZM82 177H81V176ZM92 175V176H91ZM7 178H6V177ZM56 176V177H57ZM80 176V177H79ZM91 176V177H90ZM103 176H105L106 178H105V180H103L102 179V177ZM8 177H10V178H8ZM18 177V178H17ZM31 177V178H30ZM55 177V176H54ZM74 177H75V179H74ZM88 177V178H87ZM93 177V178H92ZM101 177V178H100ZM71 178H73V179H71ZM76 178H78V179H76ZM83 180V184H79L80 183V181H81V183H82V180ZM95 178V179H94ZM1 179H3V180H1ZM19 179V180H18ZM79 179H80V181H79ZM85 179V180H84ZM87 179V180H86ZM100 179V180H99ZM108 179V178H107ZM222 179V180H221ZM7 180V181H6ZM10 180V181H9ZM11 180H14L15 181V183H14V181H11ZM19 182H17V181ZM78 180V181H77ZM92 180H94V181H98V182H94V181H92ZM103 180V181H102ZM2 181V182H1ZM3 181H5V182H3ZM21 181V182H20ZM114 181H115V184H114V186H115V199L117 200V203L119 204V205H121V206H123V207H125V209L128 211H126L127 212V215H125L123 218H121V220L120 221H118V227H116L115 228V236H113L115 239H116V237H117V239L118 238H120V239H122L121 241H126V240H128L129 241V239L130 240H132V238H131V236L129 235L130 233H129V230H130V232L132 233V228L133 229H135V225H132V221L130 220V218H128L129 216H130V214L131 215H135V217H137V216H143L146 220H148V221H151V220H173V219H175V218H177V217H179V216H181V215H175V216H171V217H157V216H152V215H146V214H144V213H142L139 209H137V208H135V207H133L131 204H129V202L125 199V196H124V187H123V183H122V178H121V175L119 176V177H115V179H114ZM11 182V183H10ZM64 182H67L66 183V185H63L64 184ZM90 182H92V183H90ZM93 182H94V184H93ZM223 182V183H222ZM5 183L7 184V186L5 185ZM8 183H9V185H8ZM24 183V184H23ZM70 183V184H69ZM226 183V184H225ZM3 184V185H2ZM10 184H11V187H9L10 186ZM13 184V185H12ZM18 186V184H19V188L16 186V185ZM21 184L22 185H24L25 186V184H27V187H28V189L30 190H22L21 189ZM72 184H74V185H72ZM92 184H93V186H92ZM222 184H223V186H222ZM5 185V186H4ZM82 185V186H81ZM84 185H91V186H89V189H87L86 190V188H88V186L86 187L85 186V188H83L84 187ZM14 186V187H13ZM66 186V187H67ZM97 186H98V188H97ZM224 187V189L223 190H221V188L220 187ZM5 187V188H4ZM13 187V188H12ZM17 187V188H16ZM102 187V188H103ZM8 188V189H7ZM11 188H12V190H11ZM15 188V190H13ZM80 188H82V189H80ZM10 189V190H9ZM16 189L19 191V190H22V191H19V193H18V191H16ZM40 189V190H39ZM61 189V188H60ZM64 189V188H63ZM84 190V191H83ZM220 190V191H219ZM226 190H227V188H226ZM8 191H9V193H10V195H9V197H8V195L7 194H9L8 193ZM13 191H16L18 194H16V192H13ZM24 191V192H23ZM26 191V192H25ZM27 191H29V192H27ZM39 191H41V192H39ZM68 191V190H67ZM99 191V193H101ZM105 191V190H104ZM205 191V190H204ZM6 192H7V194H6ZM21 192H23V193H21ZM66 192V191H65ZM80 192H82L83 194H81ZM85 192V193H84ZM88 192V193H87ZM93 192V191H92ZM225 192L226 191H224V194H225ZM14 193H15V197H14ZM6 194V195H5ZM13 196H12V195ZM24 194V195H23ZM40 194V195H39ZM85 194V197H83L82 195H84ZM90 194V195H89ZM104 194V193H103ZM223 194V193H222ZM19 197H18V196ZM213 195H215V196H213ZM216 195H217V197H216ZM11 196V197H10ZM17 196V197H16ZM22 196V197H21ZM25 196V197H24ZM34 196V197H33ZM41 196V197H40ZM224 196V195H223ZM4 197L5 198H7L8 197V200L7 199H4ZM12 197H13V199H12ZM24 197V198H23ZM29 197V198H28ZM33 197V198H32ZM87 197H88V199H87ZM16 198V199H15ZM19 198V204H18V201H17V199ZM214 198V199H213ZM217 198V199H218ZM4 199V200H3ZM25 199V200H24ZM29 199H30V201H33V207H34V210L36 211H34L33 210V207L30 209V212H28V211H26L27 209L26 208H24L23 207V204H25V202H26V200L27 201H29ZM32 199V200H31ZM83 201V203H82V201ZM213 200V202H212V200ZM5 201V207H3V204H4V202L3 201ZM9 200H12V202L11 201H9ZM17 201V202H15V201ZM116 200H115V202H116ZM213 203V205H212V203L210 202V201ZM215 200V201H214ZM218 200H220V199H218ZM79 201V202H78ZM81 201V202H80ZM199 201V199L197 200V202ZM210 203H209V202ZM2 202H3V204H2ZM9 202H11V203H9ZM15 202V203H14ZM20 202H22V203H20ZM24 202V203H23ZM78 202V203H77ZM196 202V203H197ZM6 203H7V205H6ZM195 203V204H196ZM207 203V204H206ZM10 204V205H9ZM18 204V205H17ZM22 204V205H21ZM75 204V205H76ZM80 204V205H79ZM82 204V205H81ZM87 204V205H86ZM92 204H93V206H92ZM209 204V209L207 208L206 210H205V208L207 207L206 205H208ZM22 207H21V206ZM65 205H69V204H65ZM127 205V206H126ZM203 205V206H204ZM13 207L11 210H10V208L11 207ZM16 206H19L20 208H19V211L16 209V208H18V207H16ZM70 206V205H69ZM15 207V208H14ZM61 207V206H60ZM79 207V208H78ZM82 207V208H81ZM87 207V208H86ZM127 207V208H126ZM214 207V206H213ZM222 207V206H221ZM220 207V208H221ZM4 208L6 209V210H4ZM9 210H8V209ZM37 208V209H36ZM55 208V207H54ZM85 209V211H83L84 209ZM94 208H95V206H94ZM224 207H222V209H223ZM6 212V214H5V212L3 211V210ZM67 209H69L68 207H67ZM80 209H81V211H80ZM91 210V212H90V210ZM205 210V211H204ZM12 211V212H11ZM17 211L18 212H23V213H21V214H19L18 213V216H17ZM89 211V212H88ZM7 212H9L8 214H9V216L7 215ZM11 212V213H10ZM14 212V214H12ZM15 212H16V215H15ZM34 212V213H33ZM61 212V211H60ZM59 212V213H60ZM82 212H85V214H86V212H87V214H86V217H85V214L84 213H82ZM205 212V213H206ZM79 213H82L81 215L79 214ZM89 213V214H88ZM201 212L198 214V215H201L202 214ZM209 213H210V215L209 214H207V215H203V216H201V217H207L208 216V221L209 222H205L204 220H205V218H203V219H201L200 218V220L198 219V217H197V219L196 220H194V219H191V220H194V222H197V224H195V223H189L190 224V226L192 225V227H190V226H188L189 224H187L186 226H188V228L190 229V228H192L191 229V232H192V230H193V228H194V231H195V233H193V234H195V236L192 234V237H191V239H190V236H191V234L188 232V228L187 227H185L186 228V230H184L183 228V230L182 229H178V230H182V232L184 231V233H178V236H177V234H176V232L175 231H177L176 230V228H178L177 226L176 227H171V228H175V231H173L171 228H170V231L172 230L175 234L174 235H176L177 237H176V240L178 239L179 240V242L180 241H182L181 240V238H184L183 239V241L182 242H185L184 243V248H192V247H197L196 245H200L201 247H203V245H204V247L203 248H205V249H210V246H213V245H211L212 244V242H213V244L215 243V242H218V240H217V238H215V237H213V235L216 233V231H217V228H215V226L216 225H212L210 222H211V220H210V216H211V212L209 211ZM3 214H5V215H3ZM36 214V215H35ZM12 215V216H11ZM20 215V216H19ZM25 215V216H24ZM33 215V216H32ZM34 215H35V217H34ZM38 215V216H37ZM92 215H93V217H92ZM3 216V218H1ZM8 217V219H5L6 217ZM11 216V217H10ZM15 216V217H14ZM36 216H37V218H36ZM85 218H84V217ZM90 216V217H89ZM5 217V218H4ZM10 217V218H9ZM17 217H19V221L17 220L18 218ZM25 217V218H24ZM27 217V218H26ZM29 217H31L30 218V220H29ZM38 217H39V219H38ZM24 218V219H23ZM34 218V219H33ZM36 218V219H35ZM89 218V220H87ZM13 219V220H12ZM20 219H21V223H20ZM23 219V220H22ZM85 221V223H86V226H84L85 225V223H83V220ZM95 219V218H94ZM246 219V218H245ZM261 219V218H260ZM259 219V220H260ZM16 220V221H15ZM37 220V221H36ZM199 222H198V221ZM204 221V223L203 222H201V221ZM264 220V219H263ZM262 220V221H263ZM28 221V222H27ZM124 221V225L128 228V230L126 229V227H124V225H122V224H120V223H122ZM190 220H188V221H186V222H189ZM207 221V220H206ZM18 222V223H17ZM26 222V223H25ZM35 222V223H34ZM37 222V223H36ZM40 222V223H39ZM45 222V223H44ZM120 222V223H119ZM191 222V221H190ZM203 223V224H201V223ZM247 221L245 220V221H240L239 223H241V225H243V224H245ZM249 222V221H248ZM247 222V223H248ZM50 223V224H49ZM88 223V224H89ZM185 223V222H184ZM213 223V222H212ZM0 224H1V220H0ZM13 224V225H12ZM19 224V225H18ZM27 224V225H26ZM39 224V226L37 227V225ZM73 224H75V225H73ZM80 225V227H79V225ZM186 224V223H185ZM194 224V225H193ZM201 224V225H200ZM212 225V228L213 229H211V225L210 226H207V225ZM257 224V223H256ZM256 224H255V226H256ZM259 224H260V222H259ZM258 224V225H259ZM22 225H25L29 230V233H30V237L32 238V240H33V237H34V233H37L38 231L41 233V232H43V231H45V233L43 232L42 234H40V233H38V234H40V237L42 236V238H40L39 240H40V242H41V244H40V242H39V244L41 245L40 247L41 248H44V247H42V246H44L45 244H47V243H51L53 240L52 239H54V243H51V245H58V246H53V247H51V248H49V249H47V250H43V253L42 252H39V251H37L36 249H35V247L33 246V244H34V242H33V244H31V243H29V242H26V241H23V240H21V239H19V237L16 235V234H18L17 232L18 231H15L16 229V226H20V227H18L17 229H19L20 230V228L22 227ZM35 225H36V227H35ZM78 225V226H77ZM83 225V226H82ZM183 225V224H182ZM197 225V226H196ZM30 226H32V227H30ZM48 226V227H47ZM82 226V227H81ZM123 226V227H122ZM135 226V227H134ZM179 226V225H178ZM181 226V225H180ZM201 226H202V228H201ZM217 226H219V225H217ZM254 226V227H255ZM33 227H34V229H33ZM49 227H50V229H49ZM73 227H75V229H73ZM84 227H86V228H84ZM132 227V228H131ZM39 228V229H38ZM47 228V229H46ZM53 228V229H52ZM70 228V229H69ZM79 228V229H78ZM82 228V229H81ZM109 228V227H108ZM108 228L106 229V231L108 232L109 230H108ZM123 228H124V230H123ZM180 228V227H179ZM195 228H197L196 230L198 231H196L195 230ZM208 228H210V230L208 229ZM11 229V230H10ZM12 229H14L13 231H12ZM44 229V230H43ZM88 229V230H87ZM89 229H90V231H89ZM110 229V228H109ZM114 229V228H113ZM139 231H137V230ZM136 229H135V231L134 232H138V234L137 235H139L138 237H137V235H135V233H132L131 235H134V236H136L137 237V239L138 238H144V237H148V235H143V234H141L140 233V229H138L137 227H136ZM33 230V231H32ZM38 230V231H37ZM52 230V231H51ZM54 230H56V231H54ZM78 230V231H77ZM111 230V229H110ZM118 230V231H117ZM169 230V229H168ZM212 230H216L214 233H213V231ZM31 231V232H30ZM47 231V232H46ZM73 231V232H72ZM104 232L102 235H105V233H106V235H108V233L107 232ZM116 231L117 232H122V233H117V235H116ZM165 231V229L163 230V231H160L161 233H159V232H157V234L156 233H154L155 235H158V233H159V236H160V234L162 235L161 236V238L159 237V239H160V243H164V241L166 240V242H168L169 241V234L171 235V233H170V231H167L166 233H163ZM190 231V230H189ZM200 231V232H199ZM14 232V233H13ZM54 232V233H53ZM66 232V233H65ZM68 232H70L69 234H68ZM77 232V233H76ZM97 232V231H96ZM112 232V231H111ZM128 234H127V233ZM136 232V233H137ZM169 232V233H168ZM178 232V231H177ZM185 232L186 233H188L189 234V236H187V234L186 235H183V234H185ZM32 233V234H31ZM142 233H144V232H142ZM52 234V235H51ZM64 234V235H63ZM68 234V236H66ZM73 235V236H71V235ZM126 234V235H125ZM145 234V233H144ZM181 234V235H180ZM206 236H205V235ZM235 234H237L236 232H235ZM100 234H95V236H99ZM111 235H112V233H111ZM113 235H114V233H113ZM184 237H183V236ZM201 235V236H200ZM15 236H17L16 238H15ZM51 238H50V237ZM53 236H55L54 238H52ZM94 236V237H95ZM122 236H124V237H122ZM127 236H130V237H128L127 238ZM141 236V237H140ZM165 236V237H164ZM172 236H173V234H172ZM180 236H182L181 238H180ZM203 236V237H202ZM207 236H209V238L207 237ZM58 237V238H57ZM67 237V238H66ZM112 237V238H113ZM125 237H126V239H125ZM168 239H167V238ZM171 237V236H170ZM175 237V236H174ZM174 237H171L170 238V241L172 240V238H174ZM186 237V238H185ZM198 237V238H197ZM56 238V239H55ZM71 238V239H70ZM113 238V240H115ZM124 238V239H123ZM164 238V239H163ZM193 238V239H192ZM205 238H207V239H205ZM16 239L18 240V241H16ZM49 239V240H48ZM64 241H63V240ZM115 240V241H120L119 239L118 240ZM203 239V240H202ZM205 239V240H204ZM250 239V238H249ZM249 239H248V241H247V244H248V242H249ZM51 240V241H50ZM60 240L61 241V243H60V241L58 242V241ZM164 240V241H163ZM168 240V241H167ZM175 239H173V241H174ZM175 240V241H176ZM177 240V241H178ZM194 240V241H193ZM204 241V242H206L207 240H208V242H206V243H204V242H202V241ZM242 238H241V240H239V239H237V241H236V243L237 242H240V243H238V244H240V246L238 245V249L240 250H238L237 252H236V256L234 255V257L236 258V260H237V262H238V260H240L239 262L241 263V264H254L253 263V261H252V259H251V255H250V253H249V249L247 248V245H245V244H243L244 243V241L242 242ZM43 241V242H42ZM46 241V242H45ZM66 241V242H65ZM176 241V242H177ZM19 242V243H18ZM181 242V243H182ZM56 243H58V244H56ZM37 244V243H36ZM43 244V245H42ZM208 244V245H207ZM210 244V245H209ZM48 245V244H47ZM242 245V246H241ZM31 246V247H30ZM33 246V247H32ZM237 246V245H236ZM236 246H234V247H236ZM61 247V248H60ZM66 247V246H65ZM71 247V246H70ZM70 247H69V249H70ZM246 247V248H245ZM36 248H37V246H36ZM52 248H55L54 250L52 249ZM60 250H59V249ZM64 248V247H63ZM74 248V247H73ZM73 248L71 247V250H67V248H66V255H67V258L68 259H71V257H69V253L71 254V251H72V253L74 254L75 252L73 251ZM8 249V250H9ZM50 249H51V251H50ZM56 249H57V251H56ZM76 249V248H75ZM45 251H47L48 253H50L49 255H48V253L47 252H45ZM53 251H55V252H58V253H55V252H53ZM65 251H62V252H60L61 254L63 253V256H65V258H66V255L64 254L65 253ZM67 251H69L68 253H67ZM8 252V251H7ZM13 252V253H12ZM40 253H41V255H43V256H41L40 255ZM57 254V256H55V254ZM11 254V255H10ZM46 254H47V256H46ZM53 254V255H52ZM59 254V255H58ZM50 255H51V257H50ZM18 256H14L13 258L15 259V258H17ZM37 256V257H36ZM48 256H49V258H48ZM62 256V258H64ZM70 256H72V255H70ZM75 256V254L72 256V258ZM77 256V255H76ZM75 256V257H76ZM36 257V258H35ZM74 257V258H75ZM183 257V256H182ZM239 257H240V259H239ZM12 258V259H13ZM39 258H40V260H39ZM51 258V259H50ZM61 258V259H62ZM66 258V259H67ZM49 259V260H48ZM60 259V258H59ZM39 261V262H38ZM43 261V262H42ZM70 261V260H69ZM13 262H15V260L13 261ZM38 262V263H37ZM67 264L68 263V260L67 261H64V260H61L59 263L60 264H65V263ZM238 262V263H239ZM71 263V262H70ZM69 263V264H70Z\"/></svg>",
    "mask_w": 264,
    "mask_h": 264
},
{
    "label": "bare ground",
    "instance_id": "6f19581e",
    "mask_svg": "<svg viewBox=\"0 0 264 264\" xmlns=\"http://www.w3.org/2000/svg\"><path fill=\"white\" fill-rule=\"evenodd\" d=\"M1 1V0H0ZM20 0H13V6L15 5V3H16V7L14 8V10L12 11V10H10V11H6V15H7V13H9V15H10V19H8V20H12L13 21V19H16V15L19 13L20 14V12H21V10H23V12H21V16H22V13H24L25 14V16H26V13H27V11L28 10H30V9H32V8H30L32 5H30L29 3H27L26 2V0L24 1V0H22V1H20ZM29 1V0H28ZM37 1V0H36ZM35 1V2H36ZM48 1V0H47ZM52 1V0H51ZM76 1H79V0H76ZM85 1V0H84ZM84 1H81V3L82 4H84L83 2ZM96 1V0H95ZM98 1V0H97ZM97 1H96V4H97ZM103 2L102 3H100V5H98L96 8H99L98 9V14L100 15L99 17L104 21H102L101 19H100V21H102V23H103V25H105V22H106V25L107 26H109V27H111L110 29H111V31H112V40H111V44H113V41L116 43V45H117V43L119 44V46H125V47H128V46H131L132 47V45L133 44H139L138 42H139V40H138V42L136 41V39H134L135 41H136V43H133V41H132V38L133 37H135V35L138 37V27L140 28V26H141V24H143V22H145L149 17V20L151 19V17H152V15L155 13V11L158 9V8H160L161 7V5H160V7H158L155 11H154V7L157 5H159L160 3L161 4H163L164 5V3L166 2V1H168V0H102ZM172 1V0H171ZM208 2V4L209 5H216V6H219V8H221L222 7V5H224V6H228V7H230L231 8V6H233L232 8H231V10H233V8H235L234 9V11L236 12L235 13V17L237 16H239L238 17V19H240V21H241V15L242 16H244V17H246V19H248L249 21H250V24H248V25H246L245 27H244V31L245 30H247V29H250V30H257L258 28H257V26H255V24L253 23V21H256V19H257V16H259V14L260 15H263V13H264V0H251V2H252V4H250L249 3V1L248 0H212V1H210V0H207ZM2 2V1H1ZM20 4H19V3ZM30 2V1H29ZM32 2V1H31ZM46 2V1H45ZM63 2V1H62ZM64 2L66 3L67 2V0H64ZM69 2V1H68ZM75 2V1H74ZM88 2V1H87ZM86 2V3H87ZM94 2V1H93ZM173 2V1H172ZM8 3H10V2H8ZM39 4H40V6H42L41 5V2L39 1L38 2ZM37 3V4H38ZM51 3V2H50ZM54 4L56 3V2H53ZM58 3V2H57ZM60 3H61V0H60ZM78 3V2H77ZM95 3V2H94ZM17 4H19V6H23V7H19V6H17ZM34 4V3H33ZM38 4V5H39ZM71 4V3H70ZM73 4V3H72ZM76 4V3H75ZM80 3H78V5H79ZM81 4V5H82ZM89 4V3H88ZM165 4H167V2L165 3ZM230 4H231V6H230ZM247 4H249V5H247ZM27 5H30L29 6V9H28V7H27ZM38 5H37V7H38ZM43 5H45L44 3H43ZM47 5V4H46ZM45 5V6H46ZM51 5V4H50ZM50 5H49V3H48V6L50 7ZM53 5V4H52ZM52 5H51V8H52ZM56 5V4H55ZM60 5V4H59ZM58 4H57V6H59ZM67 5H68V3H67ZM87 5V4H86ZM162 5V6H163ZM236 5V6H235ZM6 6V5H5ZM34 6V5H33ZM44 6V7H45ZM71 6V5H70ZM76 6V5H75ZM85 6V5H84ZM26 7V9L24 10V8ZM44 7L42 6V9L44 10H42L41 12H44V17H46L45 16V14H47V17H49L48 16V9H47V6L45 7V9H44ZM79 7H81L80 9L81 10H83L82 9V7L83 6H79ZM86 7V6H85ZM85 7H83V8H85ZM2 8V7H1ZM4 8V7H3ZM7 8V6L5 7V9ZM34 8V7H33ZM41 8V7H40ZM39 8V9H40ZM54 8V7H53ZM66 8V7H65ZM68 8H69V6H68ZM73 8V7H72ZM78 8V7H77ZM89 7L87 6V8L86 9H88ZM93 8H95V7H93ZM95 8V10H97ZM47 9V10H46ZM58 9V8H57ZM76 9V8H75ZM74 9V10H75ZM90 9V8H89ZM227 9V8H226ZM229 9V8H228ZM20 10V11H19ZM27 10V11H26ZM41 10V9H40ZM46 10V11H45ZM50 10L51 9H49V15H50ZM62 10H64L63 9V6H62ZM66 10H67V8H66ZM70 9H68L67 11H69ZM71 10H73V9H71ZM85 10V9H84ZM83 10V12H84V14L86 13L85 11H87V10H85L84 11ZM91 10V9H90ZM36 11V10H35ZM57 11V10H56ZM152 11H153V13H152ZM224 10H222V12H223ZM4 12V11H3ZM11 12V13H10ZM30 12H32V10H30ZM29 12V13H30ZM46 12V13H45ZM70 12V11H69ZM87 12H89V11H87ZM95 12H97V11H95ZM228 12H230V10H228ZM227 12V13H228ZM28 13V14H29ZM36 13V12H35ZM38 13V12H37ZM36 13V14H37ZM54 13V12H53ZM52 13V14H53ZM67 13L68 12H66V15H67ZM75 13V12H74ZM80 13V12H79ZM91 12H89V14H90ZM151 13H152V15H151ZM257 13H258V15H257ZM0 14H1V12H0ZM19 14H18V16H19ZM31 14V13H30ZM29 14V15H30ZM36 14H35V17H37L36 16ZM42 14V13H41ZM51 14V15H52ZM72 14V13H71ZM87 14V13H86ZM93 14H94V11H93ZM219 14H221V13H219ZM218 14V15H219ZM237 14V15H236ZM29 15H28V17H29ZM39 15V14H38ZM42 15V16H43ZM58 12H57V18H60V17H58ZM75 14H73V16H74ZM96 15H97V13H96ZM55 16V15H54ZM53 16V17H54ZM61 16V15H60ZM68 16H70L69 14H68ZM72 15L69 17V21H70V19H72V17H73ZM85 16V15H84ZM98 16V15H97ZM225 16H229V18L231 19V18H234V16L232 17V14L231 15H219V17H220V19L221 20H225L224 19V17ZM231 16V17H230ZM4 17V16H3ZM34 16H32V18H33ZM34 17V18H35ZM39 17H41L40 15H39ZM52 17V16H51ZM51 17H50V19H49V21L51 20ZM52 17V20H54V21H57V20H55L54 18H56V16L53 18ZM87 17H89V16H87ZM90 17H91V14H90ZM94 17H96V16H93L92 15V19L94 18ZM255 17H256V19H255ZM261 17L262 16H260V19H261ZM19 18L21 19V17L19 16ZM32 18L30 17L29 19H31V21H32ZM43 17H41V19H42ZM56 18V19H57ZM19 19V21H21ZM26 19H27V17H26ZM38 20L40 19V18H37ZM36 19V20H37ZM46 19V18H45ZM84 19V18H83ZM87 19V18H86ZM90 19V18H89ZM91 19V20H92ZM97 19H99L98 17H97ZM112 19L113 20H117L118 21V23H120V24H116V23H114V22H112ZM1 20V19H0ZM2 20L4 21L5 20V18H2ZM1 20V21H2ZM23 20H24V17H23ZM34 21H36L35 19H33ZM43 20V19H42ZM52 20L50 21V23H47L46 24V26L48 27L49 25H51L52 23ZM111 20V21H110ZM148 20V21H149ZM236 20H237V18H236ZM258 20V19H257ZM28 21V20H27ZM31 22V23H33V24H31V26L33 25V26H35V22ZM61 22V20L59 19L57 22H55V23H58V22ZM80 22H81V20H79ZM95 21H96V19H95ZM99 21V22H100ZM234 21H235V19H234ZM239 21V20H238ZM262 21H264V19L262 20ZM15 22V21H14ZM23 22V21H22ZM25 22V21H24ZM30 22V21H29ZM39 22H41V21H39ZM39 22H38V24H39ZM83 23H84V21H82ZM88 22V21H87ZM94 22V21H93ZM92 22V23H93ZM98 22V23H99ZM260 22V21H259ZM19 24V22H15V23H12L11 22V24H14V26H13V28L14 27H16L17 26V24ZM42 23V22H41ZM44 23V22H43ZM46 23V22H45ZM70 23V22H69ZM91 23V22H90ZM101 22H100V24H102ZM239 23V22H238ZM236 24L235 25V28L236 29H238L236 26H238L239 24ZM24 24H26V23H23V25ZM27 24H29V23H27ZM29 24V25H30ZM37 24V25H38ZM61 24V23H60ZM72 24V23H71ZM74 24V23H73ZM80 24H82V23H80ZM96 24V23H95ZM259 24V23H258ZM0 25H1V23H0ZM19 25H21V24H19ZM28 25V26H29ZM54 25H56V24H54ZM53 24H52V26H54ZM58 25V24H57ZM103 25H101V26H103ZM2 26V25H1ZM22 26V25H21ZM26 26V25H25ZM27 26V27H28ZM31 26H29V28L31 27ZM42 26H44L43 24H42ZM51 26V27H52ZM82 26V25H81ZM80 26V27H81ZM90 26V25H89ZM99 26V25H98ZM3 27V26H2ZM9 27V26H8ZM27 27H25L27 30H28V28ZM38 29H40V26L38 25ZM50 27V28H51ZM55 27V26H54ZM71 27V26H70ZM69 27V28H70ZM76 27V26H75ZM79 27V26H78ZM95 27V26H94ZM106 27V26H105ZM104 27V28H105ZM242 27V26H241ZM17 28V32L18 31H22L23 30V28H24V26H23V28H21L20 27V29H19V26H17L16 27ZM32 28V27H31ZM46 28V27H45ZM91 28V27H90ZM107 29H108V27H106ZM142 28V27H141ZM264 28V27H263ZM45 30L44 28H41V30ZM47 29V28H46ZM52 29V28H51ZM49 30V27H48V30L49 31H51L50 33H52V31L54 30V29H52V30ZM58 29V28H57ZM101 29H103V27H101ZM107 29H104V30H106L107 31ZM138 29V30H137ZM13 30V29H12ZM35 30V29H34ZM33 30V31H34ZM36 30H37V28H36ZM40 30V32H42ZM79 30H81V28H78V31ZM243 30V29H242ZM0 31H1V27H0ZM5 31V30H4ZM10 31V30H9ZM47 31V30H46ZM49 31H48V33H49ZM55 31V30H54ZM77 31V30H76ZM82 31V30H81ZM86 31V30H85ZM96 31H97V29H96ZM102 31V30H101ZM236 31H238V30H236ZM249 31V30H248ZM2 32V31H1ZM17 32H15V33H17ZM23 32H24V30H23ZM32 32V31H31ZM38 32V31H37ZM56 32V31H55ZM55 32H54V34H53V36L55 35ZM94 32V31H93ZM109 32V31H108ZM107 32V33H108ZM240 32V31H239ZM252 32H254V31H252ZM256 32V31H255ZM3 33V32H2ZM1 33V34H2ZM6 33V32H5ZM14 33V34H15ZM25 33H27V32H25ZM36 33V32H35ZM45 33H47V32H45ZM45 33H44V31H43V34L45 35ZM49 33V34H50ZM97 33V32H96ZM95 33V34H96ZM102 33H103V31H102ZM105 33V32H104ZM103 33V34H104ZM107 33H105V35L107 34ZM245 33H246V31H245ZM244 33V35L243 34H241V36L243 37L242 38V40H240L244 45L246 44V45H248V41H250L249 42V45L250 44H252V43H256L257 41H258V43H260L261 42V39L259 38V39H257V40H255V37L256 36H258V37H260V36H263L262 34H260L259 33V35H257V34H245ZM29 34V33H28ZM78 34V33H77ZM85 34V33H84ZM95 34H93V35H95ZM98 34V33H97ZM100 34V33H99ZM238 34V33H237ZM5 35V34H4ZM16 35H18V34H16ZM22 35V34H21ZM27 35V34H26ZM31 35V34H30ZM36 35V34H35ZM48 35V34H47ZM74 35V34H73ZM104 35V37H106ZM111 35V34H110ZM234 35V34H233ZM7 36V35H6ZM12 36V35H11ZM19 36V35H18ZM17 36V37H18ZM25 36V35H24ZM28 36V35H27ZM27 36H25V38L27 37ZM33 36V35H32ZM56 36V35H55ZM59 36V35H58ZM84 36V35H83ZM82 36V37H83ZM86 36V35H85ZM85 36L83 37V38H85ZM108 36H109V34H108ZM22 37V36H21ZM29 37V36H28ZM45 37H46V35H45ZM51 37V36H50ZM50 37H48L47 39H49ZM65 37V36H64ZM75 37H78L77 35H75ZM75 37H73V39L75 38ZM90 37H92V35L90 36ZM234 37V36H233ZM239 37H240V35H239ZM6 38H8V37H6ZM20 38V37H19ZM24 38V37H23ZM24 38V39H25ZM34 38H35V36H34ZM37 38V37H36ZM53 38V37H52ZM79 38L81 39V37L79 36ZM109 39H110V37H108ZM2 40H3V37L1 38ZM18 39V38H17ZM24 39H22L23 40V42L26 40H24ZM38 39V38H37ZM46 39V38H45ZM46 39V40H47ZM54 39H56V37L54 38ZM66 39H67V37H66ZM71 38H69V40H70ZM76 39V38H75ZM78 39V38H77ZM88 39V38H87ZM106 39V38H105ZM236 39H237V37H236ZM248 39V40H247ZM2 40H1V42H2ZM8 40V39H7ZM13 40V39H12ZM31 40L33 41V39L31 38ZM39 40V39H38ZM50 40V39H49ZM96 40V39H95ZM94 40V41H95ZM103 40V39H102ZM5 41V40H4ZM10 41H11V39H10ZM32 41H29V42H32ZM44 41V40H43ZM50 41H52V40H50ZM50 41H48V42H50ZM55 41V40H54ZM81 41V40H80ZM86 41V40H85ZM98 41V40H97ZM16 42H18V41H16ZM20 42H22L21 40L19 41V43ZM29 42H28V44L27 45H30L29 44ZM39 42H41V40L39 41ZM47 42V43H48ZM69 42V41H68ZM68 42H64V43H68ZM89 42V41H88ZM87 42V46L89 47L88 49H91V48H93V46H92V42H93V40L92 41H90L89 43ZM100 42H102V41H100ZM104 42V41H103ZM106 42H108L107 40H106ZM131 42L133 43L132 45H131ZM11 43V42H10ZM27 43V42H26ZM96 43V42H95ZM95 43H94V45H95ZM99 43V42H98ZM97 43V44H98ZM105 43V42H104ZM22 44L23 43H20V45H21V47L23 48V46L25 47V45H23L22 46ZM24 44H25V42H24ZM32 44H35V42L34 43H32ZM40 44V43H39ZM43 44V47H44V43H42ZM109 44V43H108ZM1 45H3L2 43H1ZM0 45V46H1ZM7 45H9V44H7ZM26 45V46H27ZM47 45V44H46ZM45 45V47L47 48V46ZM69 45V44H68ZM81 45V44H80ZM232 45H233V43H232ZM260 45V44H259ZM4 46H6V45H3L2 47H4ZM32 46H34V45H31V48H32ZM36 46V45H35ZM38 46V45H37ZM42 46V45H41ZM48 46H50V43H49V45ZM53 46V45H52ZM52 46H50L51 48H53V49H55L54 47H52ZM56 46V45H55ZM64 46V45H63ZM77 46H78V44H77ZM108 46V45H107ZM139 46V45H138ZM234 46H235V43H234ZM11 47V46H10ZM28 47V46H27ZM26 47V48H27ZM44 47V48H45ZM57 47V46H56ZM62 47V46H61ZM66 47V46H65ZM65 47H64V49H65ZM102 47H104V45L102 46ZM113 47V46H112ZM233 47V46H232ZM247 47V46H246ZM1 48V47H0ZM21 48V50H23ZM26 48H24V50L23 51H25V49ZM78 48V47H77ZM117 48V47H116ZM133 48H134V46H133ZM138 48V47H137ZM240 48V47H239ZM14 49V48H13ZM16 49V48H15ZM14 49V50H15ZM29 49H30V46H29ZM33 49V48H32ZM52 49V50H53ZM60 49V48H59ZM66 49H68V48H66ZM87 49V48H86ZM98 49H101L100 48V46L98 47ZM141 49V48H140ZM26 50H28V49H26ZM36 50V49H35ZM37 50H39V49H37ZM36 50V51H37ZM46 50V49H45ZM48 50H49V47H48ZM47 50V51H48ZM51 50V49H50ZM77 50H81V49H77ZM128 50H130L129 49V47H128ZM234 50V49H233ZM239 50V49H238ZM32 51H34V50H32ZM40 51V50H39ZM39 51L37 52V53H39ZM42 51V52H41ZM40 51V53L41 54H44L43 53V49ZM59 51V50H58ZM61 52H63V50H60ZM69 51V50H68ZM92 51V50H91ZM93 51H94V49H93ZM99 51V50H98ZM117 51H119V50H117ZM138 51H140L139 49L138 50H136V52H138ZM3 52V51H2ZM8 52L10 53V51L8 50ZM17 52V51H16ZM26 52V51H25ZM49 52V51H48ZM56 52V51H55ZM81 52H83V51H80V53ZM90 52V50L88 51V53ZM100 52V51H99ZM103 52V51H102ZM124 52V51H123ZM232 52V51H231ZM7 53V52H6ZM21 53H23V52H21ZM34 53V52H33ZM36 53V54H37ZM51 53H54V52H51ZM50 53V55L52 56V54ZM58 53V52H57ZM64 53H66L65 51H64ZM69 53H72V52H69ZM140 54H141V52H139ZM20 54V53H19ZM18 54V55H19ZM27 55H28V53H26ZM25 54V55H26ZM58 54H60V53H58ZM75 54V52H73V55ZM96 54V53H95ZM99 54V53H98ZM110 54V53H109ZM127 54H128V52H127ZM126 54V55H127ZM14 55H16V54H14ZM21 55V54H20ZM23 56V57H26V56ZM29 55H30V53H29ZM28 55V56H29ZM38 55V54H37ZM47 55V54H46ZM81 56L80 57H84V56H82L83 55V53L82 54H80ZM129 55H131V54H129ZM3 56H8V53H7V55H5V53L3 54ZM2 56V57H3ZM11 56V55H10ZM9 56V57H10ZM40 56V55H39ZM43 56V55H42ZM58 56V55H57ZM62 56V55H61ZM134 56V55H133ZM132 56V57H133ZM140 56H142V55H140ZM15 57V56H14ZM14 57H13V53H12V56L10 57V58H12V59H14ZM22 56L20 57L19 56V58L17 57L16 59H14V60H16V62L17 63H19V62H21V58H23ZM33 57H35V56H33ZM38 56H36V58H37ZM46 57V56H45ZM44 57V58H45ZM47 57H49V53H48V56ZM53 57V56H52ZM74 57H76V56H74ZM87 57H88V54H87ZM89 57H90V55H89ZM88 57V58H89ZM105 57V56H104ZM119 57V56H118ZM132 57H130L129 56V58H132ZM135 57V56H134ZM9 58V59H10ZM31 58V57H30ZM43 58V57H42ZM63 58H65L64 56H63ZM79 58V57H78ZM86 58V57H85ZM142 58V57H141ZM257 58V57H256ZM7 59V58H6ZM3 60V61H7V60ZM8 59V60H9ZM12 59H11V61H12ZM20 59V60H19ZM41 59V58H40ZM45 59H47V58H45ZM44 59V61H47V60H45ZM48 59H50V58H48ZM68 59V58H67ZM72 59V58H71ZM80 59V58H79ZM91 59V61L93 60L92 58H90ZM133 59V58H132ZM143 59V58H142ZM231 59V58H230ZM13 60V61H14ZM18 60V61H17ZM26 60L27 61H33L32 59L30 60H28V58L26 57ZM37 60V59H36ZM39 60V59H38ZM38 60H37V63H38ZM54 60V59H53ZM52 60V61H53ZM86 60H87V58H86ZM101 60V59H100ZM123 60V59H122ZM135 60V59H134ZM229 60V59H228ZM236 60H238V63H239V61L241 62V60H239V58L238 59H236ZM235 60V61H236ZM0 61H1V59H0ZM35 61V60H34ZM33 61V62H34ZM40 61V60H39ZM43 61V62H44ZM51 61V62H52ZM55 61V60H54ZM57 61H60V56H59V60L57 59ZM61 61H63V59L61 60ZM72 61H73V59H72ZM83 61H84V59H83ZM136 61V60H135ZM143 61H144V59H143ZM233 61V60H232ZM249 61V60H248ZM9 62H10V60H9ZM36 62V61H35ZM65 62H66V60H65ZM64 62V63H65ZM74 62V61H73ZM78 62V61H77ZM77 62H76V64H77ZM80 62V61H79ZM78 62V64H80ZM89 62V61H88ZM128 62V61H127ZM130 62H131V60H130ZM133 62V61H132ZM245 62V61H244ZM2 63V62H1ZM0 63V64H1ZM14 63V62H13ZM12 63V64H13ZM25 62H23L22 61V66L23 67H25V64H28V63H30V62H28V63H25ZM33 64V65H37V66H35V67H38L39 65L38 64ZM60 63V62H59ZM71 63V62H70ZM81 63H82V61H81ZM90 63V62H89ZM100 63H102V62H100ZM134 63H136V62H133L132 63V65L134 64ZM142 63V62H141ZM3 65V69H1L2 68V66H0L1 68V70H2V76H4V74L6 73V72H10L9 70H4V66L5 65H7V64H9L8 63V61L6 62V64H4V62L2 63ZM11 64V63H10ZM9 64V65H10ZM11 64V65H12ZM47 64V63H46ZM50 64V63H49ZM75 64V65H76ZM86 64V63H85ZM94 63H92V65H93ZM104 64V63H103ZM102 64V65H103ZM147 64V63H146ZM264 64V63H263ZM15 65H17L16 63L13 65V67L15 66ZM19 66H20V63L18 64ZM32 65V66H33ZM41 65V64H40ZM43 65V64H42ZM48 65V64H47ZM57 65H59V64H56V67H57V69H58V66ZM70 65H72V64H70ZM80 65H82V64H80ZM87 65V64H86ZM99 65V64H98ZM115 65V64H114ZM125 65V64H124ZM143 65V64H142ZM141 65V66H142ZM260 65V63L258 64V66ZM19 66H17V67H15V69L17 68L18 69V67ZM26 66H28V65H26ZM77 66V65H76ZM127 66H129V65H127ZM136 68H135V70L133 71V72H131L130 74L129 73H126V75L127 74H129V75H131L132 76V78L135 80V78L136 77H138L139 78V76H142V70L140 69V65L138 64V68H137V63H136ZM134 65H133V67H135ZM146 66V65H145ZM249 66V65H248ZM248 66H244V67H248ZM7 67H8V69H11V68H9V66L7 65ZM23 67H19L20 69H21V71H22V69H23ZM43 67V66H42ZM44 67H46V65H44ZM43 67V68H44ZM55 67V68H56ZM62 67V66H61ZM91 66H89V68H90ZM95 67H96V65H95ZM101 67V66H100ZM132 67V66H131ZM142 67H144V66H142ZM141 67V68H142ZM242 65H241V67H239V69L241 70V68H244ZM32 68V67H31ZM39 68H41V67H39ZM38 68V69H39ZM42 68V69H43ZM47 68V67H46ZM49 68V67H48ZM82 68V67H81ZM83 68H84V66H83ZM145 68H147V69H149V67H145ZM252 68H254V66L253 67H251V69ZM259 68V67H258ZM6 69V68H5ZM13 69V68H12ZM12 69H11V71H12ZM16 69V71L17 72H19V70L20 69H18L17 70ZM33 69V68H32ZM37 69V68H36ZM35 69V70H36ZM37 69V70H38ZM52 69V68H51ZM62 69V68H61ZM73 69H74V67H73ZM85 69V68H84ZM120 69V68H119ZM129 69H130V66H129ZM146 69V70H147ZM249 69H250V67H249ZM249 69H247L246 68V71L247 70H249ZM0 70V71H1ZM3 70H4V73H3ZM29 70V69H28ZM47 70V69H46ZM46 70H43V71H46ZM54 70V69H53ZM53 70H50V71H53ZM78 70V69H77ZM87 70V69H86ZM92 70V69H91ZM103 70H104V65H103ZM108 71H109V69H107ZM131 70H133V69H131ZM238 70V69H237ZM236 70V71H237ZM245 70V69H244ZM258 70V69H257ZM262 70V69H261ZM15 71V72H16ZM20 71V72H21ZM27 71V70H26ZM31 71V70H30ZM33 71V70H32ZM48 71V70H47ZM61 71V70H60ZM82 71V70H81ZM89 71V70H88ZM93 71H94V69H93ZM92 71V72H93ZM140 71V72H139ZM149 71H150V69H149ZM148 71V72H149ZM235 71V72H236ZM242 71V70H241ZM16 72V73H17ZM25 72V71H24ZM28 72V71H27ZM41 72V71H40ZM56 72H58L57 70H56ZM84 72H85V70H84ZM87 72V71H86ZM89 72H91V71H89ZM95 72V71H94ZM102 72V71H101ZM109 72H111V71H109ZM117 72V71H116ZM116 72H115V74H116ZM235 72H234V74H235ZM13 73H14V69H13V72H12V76L11 77H13L14 79H16L15 77L17 76L16 74H14V76H13ZM23 73V72H22ZM21 73V76H23V74ZM38 73V72H37ZM45 73V72H44ZM50 73V72H49ZM48 73V74H49ZM79 73V72H78ZM112 73H113V71H112ZM152 73H153V71H152ZM152 73H149L150 74V77H153L154 78V74L152 75ZM238 73V72H237ZM258 73V72H257ZM260 73V72H259ZM8 74V73H7ZM17 74H19V73H17ZM32 74H34V73H32ZM41 74V73H40ZM57 74V73H56ZM61 73H59L58 75H60ZM66 74V73H65ZM84 74V73H83ZM89 73H87V75H88ZM91 74V73H90ZM104 74V73H103ZM114 74V73H113ZM120 74V73H119ZM118 74V75H119ZM147 74V73H146ZM149 74H147V75H149ZM231 74V73H230ZM248 74H250V73H248ZM263 74V73H262ZM1 75V74H0ZM10 75H11V72H10ZM10 75L8 74V75H6V78L8 79V81L10 80L9 79V77H10ZM37 75V74H36ZM54 75V74H53ZM57 75V76H58ZM63 75H64V73H63ZM68 75V74H67ZM72 75V74H71ZM80 75V74H79ZM84 75H86V74H84ZM105 75V74H104ZM116 76L115 78L117 79V77H119V76ZM123 75V74H122ZM126 75H123L124 77L126 76ZM143 75H145V74H143ZM228 75V74H227ZM232 75V74H231ZM237 75H239V74H237ZM237 75L235 76V77H237ZM245 75V74H244ZM246 75H247V73H246ZM245 75V76H246ZM25 76H26V73H25ZM47 76V75H46ZM111 76V75H110ZM128 76V75H127ZM127 76L125 77V81H127ZM240 76V75H239ZM259 76V77H258ZM260 76H261V74H257V75H250V78L249 79H247V80H249V81H247V83L245 82V86L244 87H229V85H228V87H226V86H224V87H222L220 90H221V92L223 93V92H227L228 93V95L226 96L227 98H226V102H221V101H214L213 100V102H211V104L210 105H207V104H205L204 103V101L202 102L201 100H196V101H194V100H191L192 99V97L195 99V98H197V97H195V95H197V96H199L198 97V99L200 98V97H204V94L205 95H211L212 96V94H213V92L211 91V89H208V90H206V91H203L202 89H201V87H199V85H198V87H197V85H196V87L194 88H192V90L191 91H193V93L191 92L190 93V90H189V93L187 92V94H188V96H190L189 98H187L186 96V98H185V100H182V101H180V99L178 98H176L177 96H176V94L175 95H172V96H169L168 95V93L169 92H167L168 91V89H170V87L168 88V85H166L167 84V81H166V84H165V82L164 83H162V82H160L159 81V77H158V79H150V77H148V76H143V77H146L147 79H148V82L146 83V84H148L150 87H149V89H154V91H152V93H154L155 92V95H152V99L150 100V101H148V104H147V106H139V102L142 100H139V102H136L135 101V99L134 100H130V99H132V98H130L129 100H124V101H120L119 102V104H114L115 106H112L111 105V109H113V107H114V110L116 111L115 112V114H114V117H113V120H115V121H113V122H110V123H107V121H106V123L111 127L112 125L114 126V127H112V128H109V129H106L105 128V131L103 132V133H111L110 135H109V138L107 139V141H105V139L106 138H102V139H100V142L99 141H97L98 143H96V145H95V153H93V154H95V156L92 154V152H88L89 151V149L90 148H88L87 150V152L88 153H91L93 156H94V159L92 158L91 160H87V161H85L86 163H85V167H86V165H88V167L89 168H91V169H89V168H86V169H89L88 170V173L90 172V170H91V174L93 175V174H95V173H93V171L96 169L97 170V168L100 170V168H102V169H104L105 168V173L106 172H108V176H107V178L105 177V176H103L102 177V179L103 180H105V178H106V182L105 183H101V184H105L104 185V187H103V185H102V187H101V189H102V191L103 192H101L100 191V189H99V191L101 192V193H99V191L96 189V186H94V188H95V190L92 188V191H91V195H93L92 196V202H94L93 204H94V206H95V208H94V206H93V204H92V211H93V215L95 216V217H93V215H92V217H93V219H91V220H95L96 221V224H95V222H92L93 224H92V226L93 225H96V227L95 226H93V227H91V224L89 223V221H87L88 223H87V226L88 227H90L91 229L93 228V230H94V228H96L95 230L97 231H95L94 232V234H90L91 232H92V230H91V232H88L87 234L86 233H83V232H79V233H77V234H75L74 235V238H72L73 240H70V241H67V243H63V245H60V246H62V250L60 251V252H62V251H65L66 250V248H67V250L69 249V247L71 246L72 248H73V251L75 252L74 254H75V258L73 257L72 258V256L74 255L73 253H72V251H71V254L69 253L68 255H69V257H71V259H68L67 258V255H66V251H65V255H66V258H65V256H63V253L61 254L60 252H59V254L60 255H62L64 258H62V256H59V258H58V256H57V254H55V253H58V252H55V251H53V252H55L54 254H55V256H57V258H55V257H51V255H50V257L51 258H54V259H52L51 260V263H53V264H60L59 262L61 261V260H64V261H67L68 260V263L67 264H69L70 262V264H241L239 261L240 260H238V262H237V260H236V258L234 257V255L236 254V252L239 250L238 249V245L240 246V242H237L236 243V241H237V239H239V240H241V238L243 239L242 240V242L244 241V243L243 244H245V245H247V248H248V244H247V241H248V239L251 237V234H252V232H253V229H254V226H255V224L258 222V219L260 218V216H259V212L257 213V215L255 216V217H253V218H251L250 220L251 221H249L248 222V220H247V222L245 223V224H243V225H241V223H239L240 221H245L246 219H245V217H243L244 215L246 216V213L245 212H241L240 210H239V205H238V201L239 202H244V201H247V202H249V198H248V196L247 195H240L238 192H236V191H233V190H231V189H235L236 190V188L235 187H231V189H229L228 190V187H226L227 188V190H226V188L224 189V187H222L223 186V184H222V186L220 187L221 188V190H223V192H217V194H218V196H219V194H220V196H222L221 198L219 197H217V195H216V197L218 198V199H220V200H218L217 198L214 200L215 202H214V205H213V200H212V205L214 206H209V204L208 205H206L207 207L205 208V210L208 208L209 209V207H210V209L208 210V212H206L205 210V212L207 213V214H209L210 215V213H209V211L211 212V216H210V220H211V224L212 225H216L215 226V228H217V231H216V233L213 235V237H215V238H217V240H218V242H215L214 244H213V242H212V244L211 245H213V246H210V249H205V248H203L204 247V245H203V247H201L200 245H196L197 247H192V248H184V243L185 242H182L183 241V239L184 238H181L183 235H186L187 234V236H189V234L188 233H186L185 232V234H183L182 236H180V238H181V240L182 241H180L179 242V238L176 240V237L178 236V233H184V231L182 232V230L185 228V227H187L188 228V226H190V224L189 223H195V224H197V222H194V220H196L197 219V217H198V219L200 220V218L201 219H203V218H205V222L207 223V222H209L208 221V216L207 217H201V216H203L204 214L205 215H207L205 212L204 213H202V210H203V207H205V201L207 200V198H209V195H208V191H207V189H205V191H203V193L201 194V196H200V198H199V201L196 203V204H194L192 207H190L188 210H186L185 212H183V213H181V214H179V215H181V216H179V217H177V218H175V219H173V220H151V221H148V220H146L143 216H137V217H135V215H131L130 214V216L128 217V218H130V220L133 222L132 223V225H135L138 229H140V233L141 234H143L144 236L145 235H148V237L146 236V237H144V238H138L137 239V237L140 235H137L138 234V230L136 229V227H135V229L138 231H136V232H134L135 231V229H133L132 227V233H135V235H137V237L136 236H134V235H131L132 233L130 232V230H129V235L131 236V238H132V240H130L129 239V241L128 240H126V241H121L122 239H120V238H118L120 241H115L116 239H117V237H116V239L113 237V236H115V228L116 227H118V221H120L121 220V218H123L125 215H127V210L125 209V207H123V206H121V205H119L118 203H117V200L115 199V186H114V184H115V181H114V179H115V177L117 176V177H119L120 175H121V178H122V175H123V169H124V164H125V160H126V158H127V156L129 155V153L131 152V150L140 142V141H142L143 139V137H141L143 134H145L146 132L148 133V132H151V134H155V133H172V134H179V135H181V136H184V137H190L191 139H193L194 141H196V142H200L201 144L203 143L204 144V147L207 149V152L209 153V155L211 156V158H214V156H219V150H220V148H219V146H218V144L221 142V140H222V137H223V133L224 132H226V129H227V127L230 125V123L236 118V117H238L239 115H241L242 113H244V112H246V111H248V110H250V109H254V108H264V89L263 90H261V88H260V91H261V93H260V95H258L257 97L259 98L260 97V99H255L254 100V102H256L257 103V101H258V103L260 104H258L259 106H261V107H251V104L252 105H254L255 103H250V101H249V106L250 107H248L247 105H248V103L246 102V105H245V101L243 102L244 104H243V106H242V103L240 102V104H238V103H234V102H232V101H228V100H230L229 98H231V96L232 97H234V96H243L244 94H245V92H247L248 90H249V88L250 87H252V86H256V85H260V81H258V80H256V79H260ZM263 76H264V74H263ZM10 77V78H11ZM19 77H20V75H19ZM29 77V76H28ZM35 77H37V76H35ZM35 77H34V79H35ZM39 77V76H38ZM43 77V76H42ZM49 77V76H48ZM55 76H51L50 77V79L51 78H54ZM70 77V76H69ZM72 77H74V76H72ZM82 77H83V75H82ZM86 78L87 77H89V76H85ZM106 77V76H105ZM109 77V76H108ZM135 77V78H134ZM4 78V77H3ZM12 78V79H13ZM23 78H24V76H23ZM22 77H21V79H23ZM27 78V77H26ZM30 78V77H29ZM56 78V77H55ZM65 78H66V76H65ZM84 78V77H83ZM85 78V81L87 80V81H91V80H88V79H86ZM93 78V77H92ZM102 78H104V77H102ZM114 78V79H115ZM130 78V77H129ZM138 78H137V80H138ZM141 78V77H140ZM163 78V77H162ZM226 78H231V77H226ZM246 78V77H245ZM17 79H19L18 77H17ZM16 79V80H17ZM66 79H68V77L66 78ZM77 79V78H76ZM82 79V78H81ZM109 79H111V78H109ZM32 80V79H31ZM37 80V79H36ZM53 80H55V79H53ZM65 80V79H64ZM93 80H94V78H93ZM98 80V79H97ZM106 80V79H105ZM145 80V79H144ZM167 80V79H166ZM229 80V79H228ZM243 80V79H242ZM262 80V79H261ZM264 80V79H263ZM3 81H4V79H3ZM19 81V80H18ZM26 81V80H25ZM28 81V80H27ZM33 81V80H32ZM38 81V80H37ZM43 81V80H42ZM69 81V80H68ZM72 81V80H71ZM99 81V83H101L100 81H101V78L98 80ZM111 81V80H110ZM119 81V80H118ZM122 81V80H121ZM129 81H131V79L129 80ZM140 81V80H139ZM226 81V80H225ZM17 82V81H16ZM31 82V81H30ZM51 82V81H50ZM59 82V81H58ZM76 82V81H75ZM94 82H96V81H94ZM143 82V81H142ZM199 82V81H198ZM238 82V81H237ZM240 82H241V80H240ZM262 83H263V81H261ZM1 83V82H0ZM10 83V82H9ZM8 83V84H9ZM21 83V81H19V84ZM24 83V81H22V84ZM25 83H27V82H25ZM24 83V84H25ZM32 83V82H31ZM56 83V82H55ZM64 83V82H63ZM68 83V82H67ZM103 83V82H102ZM109 83V82H108ZM159 83H162V84H165V85H161L160 86V84ZM201 83V82H200ZM199 83V84H200ZM220 83V82H219ZM218 83V84H219ZM232 83V82H231ZM234 83V82H233ZM6 84V83H5ZM8 84H6V85H8ZM18 84V83H17ZM18 84V85H19ZM47 84V83H46ZM95 84H97V83H95ZM143 84H145V83H143ZM142 84V85H143ZM169 84H171L170 82H169ZM173 84H174V82H173ZM224 84V83H223ZM12 85L13 86H10V84L8 85V86H10V88L12 89V87H16V86H14L15 85V83H12ZM27 85L29 86V84L27 83ZM53 86H54V84H52ZM67 85V84H66ZM81 84H79V87H81L80 86ZM92 85V84H91ZM100 85V84H99ZM121 85V84H120ZM132 85V84H131ZM153 85V86H152ZM182 85V84H181ZM203 85V84H202ZM32 86V84L30 85V87ZM37 86V85H36ZM49 86V85H48ZM63 86V85H62ZM90 86V85H89ZM128 86V85H127ZM141 86V85H140ZM139 86V87H140ZM144 86V85H143ZM151 86H152V88H151ZM173 86V85H172ZM34 87V86H33ZM47 87V86H46ZM52 87V86H51ZM93 87H95L94 85H93ZM98 87V90H100L99 89V86H97ZM111 87V86H110ZM125 87H126V85H125ZM182 87V86H181ZM180 87V88H181ZM188 87V86H187ZM257 87V86H256ZM260 87H261V85H260ZM3 88H5V86L3 87ZM8 88V87H7ZM17 88V87H16ZM20 88V87H19ZM25 88H28V89H30L31 91H32V89H34V88H29V87H25ZM36 88V87H35ZM38 88V87H37ZM43 87H41V89H42ZM53 88V87H52ZM67 88V87H66ZM91 89H92V87H90ZM90 88H88V89H90ZM100 88H101V86H100ZM118 88V87H117ZM121 88V87H120ZM122 88H123V86H122ZM128 88H129V86H128ZM132 88V87H131ZM130 88V89H131ZM136 88V87H135ZM141 88V87H140ZM168 88V89H167ZM258 88V87H257ZM0 89H2V88H0ZM11 89H10V92H11ZM14 90H15V88H13ZM40 88H39V91H37V89H34V90H36L37 91V93H35V91L33 92V93H35L34 95H36V94H38V92H40V91H42ZM58 89V88H57ZM95 89V88H94ZM105 89V88H104ZM113 89H114V86H113ZM125 89V88H124ZM124 89H121V90H123V95H124V92L126 91V90H124ZM138 89V88H137ZM149 89H147V90H149ZM172 89V88H171ZM256 89V88H255ZM6 90H8V89H6ZM14 90L12 91L14 94H15V92H14ZM20 90H22V89H20ZM19 90V91H20ZM27 89H25L24 91H26ZM54 90V89H53ZM69 90H70V88H69ZM81 91L83 90V89H80ZM146 90V89H145ZM144 90V91H145ZM178 90V89H177ZM182 90V89H181ZM259 90V89H258ZM9 91V90H8ZM16 91V90H15ZM18 91V92H19ZM28 91V90H27ZM26 91V92H27ZM44 91H47V90H44ZM43 91V92H44ZM49 91H51V90H48V92ZM86 91H87V89H86ZM94 91V90H93ZM101 91V90H100ZM117 91V90H116ZM128 91V90H127ZM126 91V92H127ZM141 91V90H140ZM2 92V91H1ZM6 92L7 91H4V93L6 94ZM22 92V91H21ZM53 92V91H52ZM84 92V91H83ZM91 92V91H90ZM97 93V89H96V91H94V93ZM102 92V91H101ZM114 92V91H113ZM129 92V91H128ZM132 92H134V91H132ZM132 92H130L131 94H132ZM139 92V91H138ZM146 93H151V91L149 90V91H145ZM173 92H176V90L175 91H173ZM173 92H172V94H173ZM251 92V91H250ZM8 93V92H7ZM31 93V92H30ZM42 93V92H41ZM40 93V94H41ZM44 93H46V92H44ZM49 93H51V92H49ZM82 93V92H81ZM96 93H95V95H96ZM98 93H99V91H98ZM105 93V92H104ZM109 93V92H108ZM135 93V92H134ZM141 93H142V91H141ZM180 93V92H179ZM2 93H0V95H1ZM12 94V93H11ZM26 94V93H25ZM24 94V95H25ZM28 94H29V92H28ZM39 94V95H40ZM52 94V93H51ZM68 94V93H67ZM88 94V93H87ZM91 94V93H90ZM99 94H102V93H99ZM110 94H111V92H110ZM114 94V93H113ZM120 94V93H119ZM178 94V93H177ZM184 94V93H183ZM181 95V94H179L180 95V98L183 96L184 97V95ZM186 94V93H185ZM186 94V95H187ZM7 95V94H6ZM9 95V94H8ZM31 95L33 96V94L31 93ZM43 95V94H42ZM46 95V94H45ZM53 95V94H52ZM78 95H80V93L78 94ZM84 95V94H83ZM93 95V94H92ZM115 95V94H114ZM126 95V94H125ZM133 95H135V94H133ZM150 95V96H151ZM255 95V94H254ZM20 96H22V95H20ZM58 96V95H57ZM57 96H55V97H57ZM75 96V95H74ZM86 96V95H85ZM90 96V95H89ZM97 96V95H96ZM99 96V95H98ZM111 96V95H110ZM121 96H122V94H121ZM136 96V95H135ZM161 96V98H159ZM27 97V96H26ZM29 97H31V96H29ZM34 97V96H33ZM107 97V96H106ZM130 97V96H129ZM137 97V96H136ZM142 98H143V96H141ZM148 97V96H147ZM218 98H220L219 96H217ZM217 97H213L214 99H216ZM244 97V96H243ZM0 98H2L1 96H0ZM24 98V97H23ZM35 98V97H34ZM38 98V97H37ZM54 98V97H53ZM59 98V97H58ZM77 98V97H76ZM116 98V97H115ZM134 98V97H133ZM137 98H139V97H137ZM137 98H136V100H137ZM209 98H210V96H209ZM208 98V99H209ZM41 99V98H40ZM40 99L38 100V101H40ZM91 99H93V98H91ZM124 99H125V97H124ZM145 99H148V98H145ZM201 99V98H200ZM205 99V98H204ZM221 99H223L222 98V96H221ZM254 99V98H253ZM5 100V99H4ZM27 100V99H26ZM29 100V99H28ZM34 100V99H33ZM46 100V99H45ZM61 100H62V98H61ZM65 100V99H64ZM69 100V99H68ZM71 100V99H70ZM90 100V99H89ZM108 100H110V99H108ZM107 100V101H108ZM120 100V99H119ZM144 100V99H143ZM169 100H171V101H169ZM212 100V99H211ZM236 100V99H235ZM35 101V100H34ZM56 101H58V100H56ZM97 101H98V98H97ZM99 101H102V100H99ZM228 101V102H227ZM31 102V101H30ZM45 102V101H44ZM92 102V101H91ZM94 102V101H93ZM103 102V101H102ZM210 102V101H209ZM28 103V102H27ZM97 103V102H96ZM99 103V102H98ZM97 103V104H98ZM104 103V102H103ZM117 103V102H116ZM142 103V102H141ZM208 103V102H207ZM102 104V103H101ZM146 105V104H145ZM257 105V104H256ZM42 106H44L45 107V105H42ZM41 106V107H42ZM106 106V105H105ZM107 107H109V105L107 106ZM105 108V107H104ZM47 110H48V108H47ZM99 110H100V108H99ZM102 110V109H101ZM100 110V111H101ZM105 110V109H104ZM107 110V109H106ZM105 110V111H106ZM255 110V109H254ZM94 111V110H93ZM108 111V110H107ZM99 112V111H98ZM114 112V111H113ZM80 113V112H79ZM95 113V112H94ZM48 114H49V111H48ZM107 115H108V113H107ZM46 116V115H45ZM71 116V115H70ZM69 116V117H70ZM76 116H78V115H76ZM75 116V117H76ZM49 117V116H48ZM80 117V116H79ZM204 117H206V119H204V120H201L202 118H204ZM61 118V117H60ZM71 118V117H70ZM76 118H78V117H76ZM81 118V117H80ZM107 118V117H106ZM211 118V121L209 120ZM69 119V118H68ZM75 119V118H74ZM112 119V118H111ZM73 120V119H72ZM49 121V120H48ZM74 121V120H73ZM72 121V122H73ZM95 121V120H94ZM94 121H92V122H94ZM108 121H111L110 120V118H109V120ZM210 121V122H209ZM46 122V121H45ZM64 122V121H63ZM71 122V121H70ZM96 122V121H95ZM65 124H66V120H65V122H64ZM76 123V122H75ZM104 123V122H103ZM218 123V124H217ZM73 124V123H72ZM92 124V123H91ZM101 124L102 123H100V126H101ZM105 124V123H104ZM103 124V125H104ZM200 124H202L201 126H199ZM219 124H221V125H225L224 127V129L222 128V127H219V129H216V128H218V126H220ZM59 125V124H58ZM57 125V126H58ZM217 127H216V126ZM60 126V125H59ZM91 126V125H90ZM99 126V127H100ZM214 126V127H213ZM102 127V126H101ZM216 127V128H215ZM19 128V127H18ZM59 128V127H58ZM92 128V127H91ZM9 129V128H8ZM101 129V128H100ZM112 129V130H111ZM2 130H4V129H2ZM11 130H12V128H11ZM22 130H23V128H22ZM53 130V129H52ZM103 130V129H102ZM101 130V131H102ZM106 130H108V131H106ZM6 131V130H5ZM55 131V130H54ZM57 131V130H56ZM97 131V130H96ZM101 131H100V133H101ZM2 132H4V131H2ZM9 132V131H8ZM15 132V131H14ZM24 132V131H23ZM27 132V131H26ZM7 133V132H6ZM5 133V134H6ZM11 133V132H10ZM19 133V132H18ZM29 133V132H28ZM1 134V133H0ZM2 134H4V133H2ZM9 134V133H8ZM8 134H6V135H8ZM12 134H14V133H12ZM15 134H17V133H15ZM14 134V135H15ZM225 134V133H224ZM11 135V134H10ZM9 135V136H10ZM19 135V134H18ZM17 135V136H18ZM25 135V134H24ZM23 134H22V136H24ZM35 135V134H34ZM100 135V134H99ZM99 135H97L96 137H97V140H98V136ZM1 136V135H0ZM8 136V138H12L11 136L9 137ZM13 136V135H12ZM26 136V135H25ZM100 136H103V135H100ZM4 137V136H3ZM15 137V136H14ZM20 137H21V135H20ZM39 137V136H38ZM42 137V136H41ZM49 137V136H48ZM18 138V137H17ZM17 138H15V139H17ZM32 138V137H31ZM30 138V139H31ZM45 138V137H44ZM1 139H2V137H1ZM5 139H6V137H5ZM23 139V138H22ZM9 140V139H8ZM13 140V139H12ZM11 140V141H12ZM19 140V139H18ZM36 140V139H35ZM49 140V139H48ZM48 140H44V141H48ZM0 141H2L3 142V140H0ZM6 141H7V139H6ZM14 141V140H13ZM38 141H39V139H38ZM41 141V140H40ZM43 141V140H42ZM50 141V140H49ZM54 141H56V140H54V139H52V141H51V143H53ZM210 141L212 142V144H210ZM8 142V141H7ZM10 142V141H9ZM17 142H19V141H17ZM20 142H22V141H20ZM25 142V141H24ZM23 142V143H24ZM36 142V141H35ZM34 142V143H35ZM219 142V143H218ZM47 143V142H46ZM46 143H45V145H46ZM57 143V142H56ZM207 143L209 144V146H207ZM218 143V144H217ZM1 144V143H0ZM12 144V143H11ZM14 144V143H13ZM16 144V143H15ZM42 144H43V142H42ZM4 146H5V143L3 144ZM35 145V144H34ZM44 145V146H45ZM48 145V144H47ZM53 145H55L54 143H53ZM6 146H8V145H6ZM29 146V145H28ZM32 146V145H31ZM50 143H49V148H50ZM72 146V145H71ZM79 146V145H78ZM13 147H14V145H13ZM26 146H23V144L22 145H19V143H18V146L14 149V150H12V148H11V151L10 152H12V151H14V153H16V154H18V155H15V157L16 156H19V154H21V155H24V157H25V155H27L29 152H28V150L25 148ZM38 147V146H37ZM42 147V146H41ZM40 147V148H41ZM52 147H55V146H52ZM73 147V146H72ZM28 148V147H27ZM82 148V147H81ZM1 149V148H0ZM31 149V148H30ZM41 149H43V148H41ZM41 149H39V150H41ZM67 149H68V146H67ZM66 149V150H67ZM76 149V148H75ZM78 149V148H77ZM10 150V149H9ZM45 150V149H44ZM43 150V151H44ZM52 150H53V148H52ZM52 150H50V152L52 151ZM5 151H6V149H5ZM42 151V150H41ZM46 151H48L49 152V150H46ZM57 151V150H56ZM56 151H54V152H56ZM64 151V150H63ZM84 151H86V149H84ZM91 151H92V149H91ZM3 152V151H2ZM7 152H9V151H7ZM35 152V151H34ZM1 153V152H0ZM36 153V152H35ZM43 153V152H42ZM41 153V154H42ZM74 153H75V151H74ZM72 154V155H68L69 157H70V164L72 163V162H76L75 161V159H76V155H77V153H76V155L75 154ZM81 153V152H80ZM7 154V153H6ZM36 154H38L39 155V153H36ZM51 155H53V151H52V153H50ZM57 154H58V151H57ZM69 154H71V153H69ZM11 155V154H10ZM14 155V154H13ZM30 155H32V154H30ZM43 155V154H42ZM45 155V154H44ZM49 155V154H48ZM50 155V156H51ZM56 155V154H55ZM59 156H60V154H58ZM58 155H57V157H58ZM63 155H65V153H63ZM1 156V155H0ZM4 156V155H3ZM33 156H34V154H33ZM41 156V155H40ZM72 156V157H71ZM9 157V156H8ZM13 157V156H12ZM24 157H22V158H24ZM32 157V156H31ZM47 157V156H46ZM65 157V156H64ZM207 157V156H206ZM1 158V157H0ZM18 158V157H17ZM26 158V157H25ZM25 158L23 159V160H25ZM35 158H37V156L35 157ZM34 158V159H35ZM50 158V157H49ZM53 158V157H52ZM79 158H80V156H79ZM4 158L2 157V159H1V165L3 164L2 163V160H3ZM7 159H9V158H7ZM31 159V158H30ZM42 159H43V157H42ZM41 159V157H40V160H42ZM51 159V158H50ZM59 159V158H58ZM210 159V158H209ZM6 160V159H5ZM15 160H16V158H15ZM17 160H19V158L17 159ZM21 160V159H20ZM26 160H27V158H26ZM37 160H39V159H37ZM44 160V159H43ZM55 161H56V159H54ZM68 160V158H67V161H69ZM78 160V159H77ZM215 160V159H214ZM9 161H10V159H9ZM13 161V160H12ZM35 161H36V159H35ZM47 161V160H46ZM53 161V160H52ZM58 161V160H57ZM56 161V162H57ZM60 161V160H59ZM66 161V162H67ZM4 162V161H3ZM5 162H8L7 160L5 161ZM11 162V161H10ZM23 162V161H22ZM26 161H24V163H25ZM27 162H29L30 163V161H27ZM26 162V163H27ZM43 162V161H42ZM45 162V161H44ZM49 162V161H48ZM16 163V162H15ZM41 163V162H40ZM39 163V164H40ZM47 163V162H46ZM51 163L52 162H49L48 164H49V166L51 165ZM59 163H61V162H59ZM65 163V162H64ZM11 163H9V164H7L6 166H8V165H10ZM19 164H20V161L18 162V166H19ZM45 164V163H44ZM53 164V163H52ZM69 164V167L72 165L73 166V164L74 163H72L71 165ZM80 163L78 162V165H79ZM83 164V163H82ZM12 165H14V162H13V164ZM25 165V164H24ZM27 165V164H26ZM36 165V164H35ZM46 166H47V164H45ZM54 165V164H53ZM58 165V164H57ZM81 165V164H80ZM84 165V164H83ZM82 165V166H83ZM32 166V165H31ZM43 166V165H42ZM41 166V167H42ZM55 166H56V164H55ZM65 166V165H64ZM76 166V165H75ZM82 166H79V167H82ZM0 167H2V166H0ZM3 167H4V165H3ZM2 167V168H3ZM8 167H11L12 168V166H8ZM8 167H6L7 169H8ZM14 167V166H13ZM17 167V166H16ZM20 167V166H19ZM23 167V165L21 166V168ZM45 167V166H44ZM74 167V166H73ZM78 167V166H77ZM76 167V172H77V170H78V168ZM5 168V167H4ZM24 168V167H23ZM28 169L29 168H31V167H27ZM26 168V169H27ZM37 168V167H36ZM39 168V167H38ZM47 168V167H46ZM45 168V169H46ZM82 168H84V167H82ZM13 169V168H12ZM18 169H20V168H18ZM42 169V168H41ZM51 169V168H50ZM63 169V168H62ZM69 169V168H68ZM72 169H74V168H72ZM72 169H71V171H72ZM92 169H93V171H92ZM100 170L99 172H98V174L100 173V175H102L101 173H104V171L103 170ZM0 170H1V168H0ZM6 170V169H5ZM10 171H8L9 173L11 172V169H9ZM14 170V169H13ZM17 170V169H16ZM33 170V169H32ZM40 170V169H39ZM19 170H17V172H18ZM36 171V170H35ZM103 171V172H102ZM6 174H7V172L6 171H4ZM12 172H14V171H12ZM20 172V171H19ZM34 172V171H33ZM62 172H65V169H64V171L62 170ZM60 173L61 175L63 174V173ZM66 172H67V169H66ZM66 172H65V174H66ZM82 172V171H81ZM85 172L87 173V171L85 170ZM95 172V171H94ZM30 173V172H29ZM38 173V172H37ZM51 173V172H50ZM54 173H55V171H54ZM215 173H217V172H215ZM0 174H1V172H0ZM42 174V173H41ZM43 174H45V173H43ZM42 174V175H43ZM56 174V173H55ZM54 174V176H53V173H52V175H50V176H52V178L50 177V179L48 178V182H47V184H46V187H45V190L46 191H48L51 195H52V197H59L60 199H61V202H62V204H60V206L58 207L57 206V204H56V206H53L52 204H51V202H50V200H48L49 198V196L48 197H46V198H48V199H46V198H44V199H42V197L41 198H39L38 197V191H36V190H34L33 191V194L35 195V197H37V198H35L34 200L38 203V204H36V206L38 205V211H37V213L39 214V217H40V222H41V220L42 221H45V222H50V223H52L53 224V227L56 229V230H58V231H63L64 229H66V227H69L74 221H76L77 220V216H78V212H79V210H78V212H77V204H76V196L78 195V192L76 193L75 191H74V188L75 189H77L76 187H75V185L77 184V182L76 183H74V184H72V185H74L73 187H70L69 185L67 186L66 185V183L67 182H64V184L63 185H66V186H64V187H61L62 185H60V184H62V183H60V179L58 178V176H57V174L55 175ZM69 174V173H68ZM79 174V173H78ZM77 174V175H78ZM3 175V174H2ZM5 175V174H4ZM8 175V174H7ZM13 175H15V176H17L18 175V173H17V175L16 174H13ZM24 175V174H23ZM31 175H33V174H31ZM35 175V174H34ZM38 175V174H37ZM59 175V174H58ZM70 175H71V173H70ZM69 175V176H70ZM73 175V174H72ZM71 175V176H72ZM84 175H86V176H88L87 174H84ZM90 175V174H89ZM91 175V176H92ZM103 175H107V174H103ZM1 176V175H0ZM11 176V175H10ZM19 176H21V175H19ZM25 176V175H24ZM30 176V175H29ZM57 176V177H56ZM70 176V177H71ZM81 176V175H80ZM79 176V177H80ZM90 176V177H91ZM6 177V176H5ZM26 177H28V175H26ZM82 177V176H81ZM7 178V177H6ZM8 178H10V177H8ZM18 178V177H17ZM31 178V177H30ZM88 178V177H87ZM93 178V177H92ZM101 178V177H100ZM71 179H73V178H71ZM74 179H75V177H74ZM76 179H78V178H76ZM81 179V178H80ZM80 179H79V181H80ZM95 179V178H94ZM1 180H3V179H1ZM19 180V179H18ZM82 180V179H81ZM85 180V179H84ZM87 180V179H86ZM100 180V179H99ZM102 180V181H103ZM222 180V179H221ZM7 181V180H6ZM10 181V180H9ZM11 181H14V180H11ZM17 181V180H16ZM78 181V180H77ZM92 181H94V180H92ZM2 182V181H1ZM3 182H5V181H3ZM18 182V181H17ZM21 182V181H20ZM94 182H98V181H94ZM94 182H93V184H94ZM11 183V182H10ZM14 183H15V181H14ZM19 183V182H18ZM90 183H92V182H90ZM123 183V182H122ZM223 183V182H222ZM24 184V183H23ZM70 184V183H69ZM79 184H83V180H82V183H81V181H80V183ZM93 184H92V186H93ZM226 184V183H225ZM3 185V184H2ZM5 185L7 186V184L5 183ZM4 185V186H5ZM8 185H9V183H8ZM13 185V184H12ZM16 185V184H15ZM237 185V184H236ZM17 186V185H16ZM18 186H19V184H18ZM17 186V187H18ZM82 186V185H81ZM85 186L87 187L88 186V188H86V190L87 189H89V186H91V185H84V187L83 188H85ZM233 186V185H232ZM1 187V186H0ZM8 187V186H7ZM9 187H11V184H10V186ZM14 187V186H13ZM12 187V188H13ZM16 187V188H17ZM20 187V186H19ZM18 187V188H19ZM5 188V187H4ZM12 188H11V190H12ZM61 188V189H60ZM64 188V189H63ZM97 188H98V186H97ZM2 188H0V190H1ZM8 189V188H7ZM21 189L22 190H29L28 189V187H27V184H25V186L24 185H22L21 184ZM80 189H82V188H80ZM10 190V189H9ZM13 190H15V188L13 189ZM22 190H19V191H22ZM40 190V189H39ZM68 190V191H67ZM105 190V191H104ZM16 191H18L17 189H16ZM16 191H13V192H16ZM19 191H18V193H19ZM30 191V190H29ZM29 191H27V192H29ZM66 191V192H65ZM84 191V190H83ZM220 191V190H219ZM224 191H226L225 192V194H224ZM24 192V191H23ZM23 192H21V193H23ZM26 192V191H25ZM39 192H41V191H39ZM208 192V193H207ZM8 193H9V191H8ZM17 192H16V194H18ZM81 194H83L82 192H80ZM85 193V192H84ZM88 193V192H87ZM104 193V194H103ZM223 193V194H222ZM247 193H248V191H247ZM6 194H7V192H6ZM5 194V195H6ZM89 194V195H90ZM8 195V197H9V195H10V193L9 194H7ZM12 195V194H11ZM19 195V194H18ZM17 195V196H18ZM24 195V194H23ZM40 195V194H39ZM80 195V194H79ZM79 195L77 196V198H79ZM224 195V196H223ZM13 196V195H12ZM16 196V197H17ZM83 197H85V194L84 195H82ZM124 196H125V199L129 202V204H131L133 207H135V208H137V209H139L133 202H132V200L129 198V196L127 195V193H126V191L124 190ZM213 196H215V195H213ZM8 197L7 198H5L4 197V199H7L8 200ZM11 197V196H10ZM14 197H15V193H14ZM19 197V196H18ZM22 197V196H21ZM25 197V196H24ZM23 197V198H24ZM34 197V196H33ZM32 197V198H33ZM29 198V197H28ZM0 199H2V198H0ZM3 199V200H4ZM12 199H13V197H12ZM16 199V198H15ZM87 199H88V197H87ZM214 199V198H213ZM2 200V201H3ZM19 200V198L17 199V201ZM21 200V199H20ZM19 200V201H20ZM25 200V199H24ZM32 200V199H31ZM81 200V199H80ZM83 200V199H82ZM81 200V201H82ZM115 200H116V202H115ZM9 201H11L12 202V200H9ZM15 201V200H14ZM17 201H15V202H17ZM19 201H18V204H19ZM80 201V202H81ZM208 201V202H209ZM3 202H4V204H3ZM2 202V204H3V207H5L4 205H5V201H3ZM11 202H9V203H11ZM14 202V203H15ZM79 202V201H78ZM77 202V203H78ZM209 202V203H210ZM20 203H22V202H20ZM24 203V202H23ZM82 203H83V201H82ZM1 204V203H0ZM17 204V205H18ZM34 203H33V201H30V199H29V201H27L26 200V202H25V204H23V207L24 208H26L27 210L26 211H28V212H30V209L33 207L32 205H33ZM65 204H69L68 206L67 205H65ZM76 204V205H75ZM207 204V203H206ZM6 205H7V203H6ZM10 205V204H9ZM22 205V204H21ZM20 205V206H21ZM80 205V204H79ZM82 205V204H81ZM87 205V204H86ZM204 205V206H203ZM127 206V205H126ZM209 206V207H208ZM224 207L223 209H222V207ZM11 207V206H10ZM16 207H18V208H16L18 211H19V206H16ZM22 207V206H21ZM55 207V208H54ZM67 207L69 208V209H67ZM221 207V208H220ZM13 207H11L10 208V210L12 209ZM15 208V207H14ZM79 208V207H78ZM82 208V207H81ZM87 208V207H86ZM127 208V207H126ZM8 209V208H7ZM21 209V208H20ZM23 209V208H22ZM21 209V210H22ZM84 209V208H83ZM202 209V210H201ZM0 210H1V208H0ZM3 210V209H2ZM4 210H6L5 208H4ZM3 210V211H4ZM9 210V209H8ZM33 210H34V207H33ZM90 210V209H89ZM127 212H126V211ZM142 213H144V214H146V215H149V214H147V213H145L144 211H142L141 209H139ZM17 211V216H18V213L19 214H21V213H23V212H18ZM35 211V210H34ZM61 211V212H60ZM80 211H81V209H80ZM83 211H85V209L83 210ZM5 212V211H4ZM12 212V211H11ZM10 212V213H11ZM36 212V211H35ZM60 212V213H59ZM89 212V211H88ZM90 212H91V210H90ZM202 213L201 215H198L199 213ZM9 212H7V215L9 216V214H8ZM34 213V212H33ZM82 213H84L85 214V212H82ZM82 213H79L80 215L82 214ZM242 214V215H240V217L238 218V216H237V214ZM5 214H6V212H5ZM5 214H3V215H5ZM12 214H14V212L12 213ZM24 214V213H23ZM86 214H87V212H86ZM86 214H85V217H86ZM89 214V213H88ZM1 215H2V213H1ZM0 215V216H1ZM15 215H16V212H15ZM36 215V214H35ZM35 215H34V217H35ZM198 215V216H197ZM255 215V214H254ZM253 215V216H254ZM12 216V215H11ZM10 216V217H11ZM20 216V215H19ZM25 216V215H24ZM33 216V215H32ZM38 216V215H37ZM37 216H36V218H37ZM6 217V216H5ZM4 217V218H5ZM9 217V218H10ZM15 217V216H14ZM39 217H38V219H39ZM84 217V216H83ZM84 217V218H85ZM90 217V216H89ZM262 217V216H261ZM1 218H3V216L1 217ZM18 219V221H19V217H17ZM25 218V217H24ZM23 218V219H24ZM27 218V217H26ZM30 218L31 217H29V220H30ZM35 218V219H36ZM95 218V219H94ZM195 218V219H194ZM5 219H8V217H6ZM22 219V220H23ZM34 219V218H33ZM191 219H194V220H191ZM1 220V224H0V264H31L26 258H23V257H21V256H18V252H17V250L18 249H15V251H14V256H18L17 258H11L10 259V257H9V255L7 254V253H9L10 252V249H9V242L8 241H10V243H11V239H13V240H15L14 239V235H12L11 234V232L9 233L8 231H7V229H6V226H7V228H8V225L9 224H11L10 222H11V220L10 221H8L9 223H8V225H6L7 223H6V220L3 222V224H2V219H0ZM9 220V219H8ZM13 220V219H12ZM79 220H80V218H78V222L76 221V223H80L79 222ZM83 220V219H82ZM87 220H89V218L87 219ZM188 220H190L189 222H186V221H188ZM207 220V221H206ZM16 221V220H15ZM37 221V220H36ZM86 221V220H85ZM85 221L83 220V223H85ZM198 221V220H197ZM204 221L202 220L201 222H203L204 223ZM28 222V221H27ZM39 222V223H40ZM44 222V223H45ZM186 224H185V223ZM199 222V221H198ZM200 222V223H201ZM213 222V223H212ZM6 223V224H5ZM18 223V222H17ZM20 223H21V219H20ZM26 223V222H25ZM35 223V222H34ZM37 223V222H36ZM49 223V224H50ZM120 223V222H119ZM124 223V221L122 222V223H120V224H122V225H124L123 224ZM203 223H201V224H203ZM183 224V225H182ZM187 224H189L188 226H186ZM200 224V225H201ZM205 224V223H204ZM210 224V225H211ZM13 225V224H12ZM19 225V224H18ZM27 225V224H26ZM37 225V224H36ZM36 225H35V227H36ZM73 225H75V224H73ZM79 225V224H78ZM77 225V226H78ZM179 225V226H178ZM181 225V226H180ZM194 225V224H193ZM207 225V224H206ZM210 225H207V226H210ZM212 225H211V229H213L212 228ZM217 225H219V226H217ZM10 226V225H9ZM39 226V224L37 225V227ZM83 226V225H82ZM81 226V227H82ZM84 226H86V223H85V225ZM86 226V227H87ZM127 226V225H126ZM125 225H124V227H126ZM178 227V228H176V230L178 231H175V228H171V227ZM185 226V227H184ZM197 226V225H196ZM18 227H20V226H16V230L15 231H18L17 233L18 234H16L18 237H19V239H21V240H23V241H26V242H29V243H31V244H33V242H34V244H33V246L35 247V249L37 250V251H39V252H42L43 253V250H47V249H49V248H51V247H53L54 245H51V243H54L55 241H54V239H52L53 241L49 244V243H47V244H45L44 246H42V247H44V248H41L40 246V244H41V242H40V238H42V236L40 237V234H42L43 232L45 233V231H43V232H39L38 230V232L37 233H34V237H33V240H32V238L30 237V233H29V229L25 226V225H22V227L20 228V230L19 229H17ZM30 227H32V226H30ZM48 227V226H47ZM79 227H80V225H79ZM86 227H84V228H86ZM111 229H109V228ZM123 227V226H122ZM180 227V228H179ZM190 227H192V225L190 226ZM108 228V232L106 231V229ZM114 228V229H113ZM170 228L173 230V231H175L176 232V234H177V236L176 235H174L175 233L171 230L170 231ZM183 228V229H182ZM201 228H202V226H201ZM33 229H34V227H33ZM39 229V228H38ZM47 229V228H46ZM49 229H50V227H49ZM53 229V228H52ZM70 229V228H69ZM73 229H75V227H73ZM79 229V228H78ZM82 229V228H81ZM126 229L128 230V228L126 227ZM165 229V231L163 232V233H166L167 231H170V233H171V235L169 234L168 236V238H169V241L168 242H166V240L164 241V243L162 242V243H160V239H159V237L161 238V234H160V236H159V233H161L160 231H163ZM169 229V230H168ZM178 229H182V230H178ZM189 229V228H188ZM191 229L192 228H190L189 230H188V232L191 234V236H190V239H191V237H192V234L193 233H195V231H194V228H193V230H192V232H191ZM197 228H195V230H196ZM209 230H210V228H208ZM11 230V229H10ZM14 229H12V231H13ZM44 230V229H43ZM56 230H54V231H56ZM88 230V229H87ZM123 230H124V228H123ZM134 230V231H133ZM184 230H186V228L184 229ZM33 231V230H32ZM52 231V230H51ZM78 231V230H77ZM89 231H90V229H89ZM107 232L108 233V235H106V233H105V235H102L104 232ZM112 231V232H111ZM118 231V230H117ZM116 231V235H117V233H119V232H117ZM187 231V230H186ZM197 231V230H196ZM213 231V233L215 232L214 230H212ZM31 232V231H30ZM47 232V231H46ZM57 232V231H56ZM73 232V231H72ZM142 232H144V233H142ZM157 232H159L158 233V235H155L154 233H156L157 234ZM198 232V231H197ZM200 232V231H199ZM235 232L237 233V234H235ZM14 233V232H13ZM38 233H40V234H38ZM54 233V232H53ZM66 233V232H65ZM70 232H68V234H69ZM93 233V232H92ZM111 233H112V235H111ZM113 233H114V235H113ZM120 233H122V232H120ZM119 233V234H120ZM127 233V232H126ZM169 233V232H168ZM32 234V233H31ZM46 234V233H45ZM68 234L66 235V236H68ZM95 234H100L99 236H95ZM128 234V233H127ZM167 234V233H166ZM172 234H173V236H172ZM43 235V234H42ZM52 235V234H51ZM64 235V234H63ZM71 235V234H70ZM126 235V234H125ZM181 235V234H180ZM194 236H195V234H193ZM205 235V234H204ZM17 236H15V238L17 237ZM71 236H73V235H71ZM95 236V237H94ZM130 236H127V238L128 237H130ZM174 237V238H172V240L170 241V238L171 237ZM201 236V235H200ZM206 236V235H205ZM50 237V236H49ZM55 236H53L52 238H54ZM115 239V240H113V238ZM122 237H124V236H122ZM141 237V236H140ZM165 237V236H164ZM184 237V236H183ZM203 237V236H202ZM208 238H209V236H207ZM51 238V237H50ZM58 238V237H57ZM67 238V237H66ZM167 238V237H166ZM167 238V239H168ZM186 238V237H185ZM198 238V237H197ZM40 239V240H39ZM56 239V238H55ZM71 239V238H70ZM117 239V240H118ZM124 239V238H123ZM125 239H126V237H125ZM164 239V238H163ZM173 239H175L174 241H173ZM193 239V238H192ZM205 239H207V238H205ZM204 239V240H205ZM49 240V239H48ZM63 240V239H62ZM65 240V239H64ZM63 240V241H64ZM185 240V239H184ZM203 240V239H202ZM201 240V241H202ZM236 240V241H235ZM16 241H18L17 239H16ZM51 241V240H50ZM58 241V240H57ZM60 241V240H59ZM58 241V242H59ZM194 241V240H193ZM8 242V243H7ZM39 242H40V244H39ZM43 242V241H42ZM46 242V241H45ZM66 242V241H65ZM182 242V243H181ZM202 242H204V241H202ZM206 242H208V240L206 241ZM206 242H204V243H206ZM19 243V242H18ZM37 243V244H36ZM60 243H61V241H60ZM238 243H240V244H238ZM56 244H58V243H56ZM43 245V244H42ZM208 245V244H207ZM210 245V244H209ZM237 245V246H236ZM32 246V247H33ZM36 246H37V248H36ZM55 246H58V245H55ZM54 246V247H55ZM66 246V247H65ZM234 246H236V247H234ZM242 246V245H241ZM31 247V246H30ZM64 247V248H63ZM71 247H70V249L69 250H71ZM56 248V247H55ZM55 248H52L53 250L55 249ZM76 248V249H75ZM246 248V247H245ZM9 249V250H8ZM59 249V248H58ZM65 249V250H64ZM60 250V249H59ZM8 251V252H7ZM50 251H51V249H50ZM56 251H57V249H56ZM240 251V250H239ZM45 252H47V251H45ZM69 251H67V253H68ZM13 253V252H12ZM48 253V252H47ZM50 253H48V255H49ZM58 254V255H59ZM11 255V254H10ZM40 255H41V253H40ZM53 255V254H52ZM70 255H72V256H70ZM41 256H43V255H41ZM46 256H47V254H46ZM183 256V257H182ZM236 256V255H235ZM37 257V256H36ZM35 257V258H36ZM48 258H49V256H48ZM50 258V259H51ZM62 258V259H61ZM46 259L47 258H45L43 261H45L46 263L45 264H47V263H50V262H48V261H46ZM239 259H240V257H239ZM15 260V262H13ZM39 260H40V258H39ZM49 260V259H48ZM70 260V261H69ZM42 261V262H43ZM39 262V261H38ZM37 262V263H38ZM65 263V262H64ZM41 264H44V263H41ZM63 264V263H62ZM66 264V263H65Z\"/></svg>",
    "mask_w": 264,
    "mask_h": 264
},
{
    "label": "crops",
    "instance_id": "0c3cea01",
    "mask_svg": "<svg viewBox=\"0 0 264 264\" xmlns=\"http://www.w3.org/2000/svg\"><path fill=\"white\" fill-rule=\"evenodd\" d=\"M172 10V2L164 4L150 20L168 17ZM214 16L220 19L219 15ZM182 58L184 54L173 58L176 68L182 66ZM232 60L236 59H226ZM254 109L242 113L227 127L218 158L234 182L232 188L236 190H231L249 198V202H237L239 210L246 213V221L259 212L261 219L253 229L248 249L254 264H264V108ZM160 134L140 141L131 150L125 160L122 182L139 209L152 216L171 217L192 207L205 190L207 159L184 136ZM240 215L237 214L238 218Z\"/></svg>",
    "mask_w": 264,
    "mask_h": 264
},
{
    "label": "built area",
    "instance_id": "2783aa9c",
    "mask_svg": "<svg viewBox=\"0 0 264 264\" xmlns=\"http://www.w3.org/2000/svg\"><path fill=\"white\" fill-rule=\"evenodd\" d=\"M81 159L84 161L91 160L93 158V155L91 153H88L86 151H82L80 153Z\"/></svg>",
    "mask_w": 264,
    "mask_h": 264
}]
</instances>
